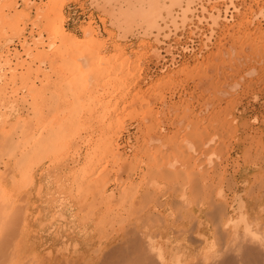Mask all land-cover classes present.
<instances>
[{"label":"rangeland","instance_id":"1","mask_svg":"<svg viewBox=\"0 0 264 264\" xmlns=\"http://www.w3.org/2000/svg\"><path fill=\"white\" fill-rule=\"evenodd\" d=\"M7 1L9 2V0H0V47H2V50L0 48V114H1V116H0V135H1L0 136V142H1V144H0V165H1L0 166V176L3 175V178L0 177V180L5 182V184L3 185V183H1V181H0V186H1L0 190L3 187H5V185L7 186V184L9 183L11 185H8V187H5V188L7 190L9 188H11V190L13 192V193H11V195H12L11 196L12 200H11V198H9L10 197L9 192H11L10 189H9V192H7V193H5L7 191L5 188H3L0 191V194H1V192L3 193V190H4V195H5L3 197H2V194L0 195V197H1L0 203L4 202L3 204L0 205V214H2V212L3 213L5 212V214L0 215V222H1L0 226H2L1 224H4L5 222H6V224L12 225V227H10V225L5 226V224H4L5 229H7V230L6 231H0V238H2L1 235H3L4 239H5V241L3 240L4 246L0 244V247H2V249L4 247L3 253H5V252L9 253V254L4 255V258H5V256L7 257V255H8V257L5 258V259H7V260H5V261H7V264H10L8 262L12 258H13V260H12L13 262L10 261L11 264H15V263L18 264L20 258L21 259H20L19 264H24V262L26 264L27 261L29 264H36L39 262H40L39 264H42L45 262V261H43V260H45V256H46L47 262L51 258V260H50L51 262L50 261L48 262L49 264H52V263L55 264L53 262L54 259L52 257L54 256V258H55L56 255H58V257L56 256L55 260L58 259V262L60 261L59 263H62L63 261H66L68 259H69L68 261H71L74 258L75 260H72V261L77 262L79 264H84L85 259H87V260L89 259V262L87 260H85L87 262V263L85 262V264H89V263L90 264L91 263L92 264H94V263L101 264V262L104 260V258L102 259V255H100V254H103L104 252L107 253L110 251V249H113L115 246H117V243L112 241V236L114 233V232H112V230L113 231L118 230L120 227V229H119L120 230L119 231L120 237L124 238L123 234L121 235V233L124 230L123 229L124 225L122 222L119 223V220L122 221L121 218L123 219V222H124L126 227H129V225L132 224L135 220L136 222H134V223H138V222L141 223L140 225L142 228V222H140L142 219V211L143 210L147 211L149 208L151 210L152 209L154 210V212H153L154 217H155V215H157L155 217V218H157V220H155L156 223H154V226L159 227L160 226L159 224H161V223L157 224V222H159L158 217H161L163 215L169 216V214H171L172 211L169 209L171 206L170 204H172V202L174 201V196L175 197L177 196L175 198L176 201H174V205L176 207H178V212L176 211L177 210L176 207L172 206V208L174 207L173 208L174 210L176 209L174 211L171 208L173 210V212H172L173 215L171 214L173 216V220H174L173 226L177 223L176 219L178 220L179 217H181L182 220L186 219L185 223H184V221H179L181 219L178 220L179 223L176 224V229H178V230L181 229L180 230L181 233L178 232V234H180V235H178V237H176V238H178L179 240L178 239L175 240L174 243H176V241L182 242V236L185 234L184 230H182V229L186 228V225L190 224V221H187V220H189V217H187L186 214L190 215L192 213V210L194 208V203L196 201L194 199L195 197H193V195L191 194L193 192L192 191L193 189L191 186H190L191 188L189 187L190 184L189 185L187 184L188 186L183 185V187H184L183 188V187H181L182 185H179V182L181 180H182L181 184H186V181L188 180V181H191V185H193V184H195L194 181L199 182V179L201 182L202 177H203L204 181L202 183L205 182L206 184L208 183L207 185H210V181H211L212 186H208L207 188H210V187L214 188L216 185L220 184V186L218 188L219 190L217 189V191L215 193L216 195H214L215 199H213V200L216 202L217 199H219L217 202L220 201V204L221 203H223V204L226 203L227 205L230 204V206L228 208L229 216L234 215L235 213L241 212L240 209L238 210V209L234 208L233 204L236 203V197H238V196H241L242 198L245 197V193L247 192V190L250 186L248 187V186L244 185L243 194L242 195L241 194L236 195L235 194V183L233 182L234 185H233V183H230L232 181H230L228 176H227L228 175L227 170H228L229 165H230L229 164L230 152L234 146V139H235V115H234V113L236 110V106H237L238 102L240 101L239 99L241 96L257 95L258 93H262L264 91V62H263L264 61L263 60L264 55L261 54V51H262V53H264V51H263L264 50V32H263V30H264V18H263L264 17V0H256V1L255 0H245V1L244 0H203V1L202 0H179V2L175 3V4H171V0H165V3L169 4L171 9H169V10H168V8L163 9L162 18L161 17H160L161 19L159 18L160 19L159 20V26H158L159 28H155L150 33L149 32L148 33L136 32L135 34L129 35L127 37H123L121 35L119 29L116 28V26L114 24L111 25L112 17H110V15L108 13H105V11L103 10L102 7L95 5V3H93L94 4L93 5L92 4L93 0H71V1L70 0H67V1L63 0L64 2L63 1L60 2L59 0H52V1L48 0L49 2L47 0H34V1L33 0H25V1L24 0H16V1L10 0L9 3ZM22 1H24V2H22ZM243 1H244V3H243ZM257 1H259V2H257ZM11 2H13V3H11ZM51 2H53L55 4L53 5V3H51ZM32 3H33V5H32ZM114 3H115V6H113V4H112L111 7L113 6V8L115 10H120V8H122V6L124 5V4L121 5L123 2L122 3L114 2ZM116 3H118V4H116ZM2 4H4V5H2ZM45 4H47V5H45ZM240 4H242V6ZM25 5H28V6H25ZM50 5L51 6L53 5V6H55V8H58L57 9L58 12H56L57 10L56 11L54 10L55 13L56 14L60 13L62 15V17L65 18V19H62V17H61V26L63 29V30L61 29V32L62 31L63 32L60 33L57 36V38H55L56 40H54L53 48L50 47L49 45H47V42L52 41V40L48 41V39H49V37H48V35H49L48 29L49 28L48 27L51 26L52 21L54 23L56 22V20H57V22H59L58 20H59L61 15L59 16V14L58 15L52 14L50 10H52V12L54 13V11H53L54 7L52 9V7ZM209 6H210V8H209ZM49 8H51V9L49 10ZM14 9H16L17 11H14ZM20 9H21V11H19ZM28 9H29V11H27ZM258 9H259V11H258ZM46 10L50 11V13L47 12ZM59 10H60V12H59ZM166 10H168V11H166ZM244 11H246V12H244ZM25 12H27V13H25ZM44 12H45V14H44ZM47 13H48V15H47ZM41 14L43 16H40ZM45 15H46V18H45ZM101 16H102V18L103 17L105 18L104 20L102 19V21H104V22L101 21V19H100ZM250 16H251V18H250ZM55 17H56V19L54 21L53 18H55ZM37 18L38 19L42 18V19L37 20ZM51 18H52L51 22L48 23V19H51ZM66 18H67V20H66ZM89 20H91V21H89ZM245 20H247V21L245 22ZM106 21H107V23H105ZM18 22H19V24H18ZM235 22H236V24H235ZM45 23H48L49 25L46 26L47 24L45 25ZM237 23H239V25ZM17 25L19 26L18 28H20V27H22V28L18 29ZM85 26L86 27L88 26V28L90 30H91V28L94 27V32H96V33L91 34L88 31L89 30L88 29L87 30L88 36H87V34H85L87 31L86 32L84 31L86 28ZM221 27H223V28H221ZM231 27H233V28H231ZM22 29H23V31H22ZM103 29H105V30H103ZM242 29H244V30H242ZM38 30L40 33L38 32ZM249 30H250V32H248ZM18 31L20 34L18 33ZM110 31H111V33H109ZM257 31L261 34H259ZM66 32H68L69 34L71 33V35L73 37L71 38V35H69L70 37L68 38V40L66 37H62V36H64V33L66 34ZM245 32H247V33H245ZM89 33H90V35H89ZM240 33H241V36H239ZM257 33H258V35H257ZM37 34H39V35H37ZM230 34H232L231 37H230ZM237 34H238V37H237ZM233 35H235V36H233ZM242 35H244V36H242ZM259 35L260 36L262 35V36L260 37ZM32 36L35 39L32 38ZM90 36L92 38L94 37L96 41L98 40L96 42L95 40L92 39L93 41H95L97 43L96 46L91 44V43H93V41L91 43L88 42L89 44H87L88 46H86L85 43L88 40H90L89 39V38H91ZM232 36H233V38H232ZM87 37H88V39H87ZM106 37H107V39H106ZM235 37L237 39H239V41ZM243 37L244 38L248 37V39L247 38L246 39H240ZM254 37L255 38L260 37V38L255 39ZM62 38H63V41L65 40L64 42L61 41ZM74 38H76V39L78 38L77 40H80V44H81V41L84 39L85 42H83L84 40L82 41V44H84V45L78 44V41L76 42L77 43L76 44L74 41ZM98 38H100V39H98ZM36 39H38V40H36ZM58 39H59V41H58ZM72 39H73L74 43L76 44V46L78 45V47H80L79 49L78 48L76 49L74 46V48L72 50V48H71ZM234 39H236V42ZM249 39L251 41L254 40L255 43L250 42ZM101 40H103V41H101ZM145 40H147V41H145ZM216 40H217V42H216ZM241 40L244 41L243 44H242ZM35 41L40 42V43L35 45L34 44V43H36ZM45 42H46V45H45ZM67 42H68V44H67ZM99 42L102 43L100 45L101 47L98 44ZM231 42L233 44H230V45L233 48L230 47V45H229V43H231ZM238 42H240V43H238ZM63 43H66V44H63ZM236 43H238V44L235 45ZM1 44L5 45V46H3ZM57 44L60 46H57ZM137 44H139V45H137ZM246 44H247V46H246ZM64 45H65V48L63 47ZM68 45L70 47L69 49L67 47ZM92 45L94 46V48ZM153 45H154V47H153ZM221 45H223V46H221ZM26 46L27 47L29 46L30 49H29V47L27 49ZM56 46H57V48H56ZM81 46L83 48H86V51L88 50L87 47L90 48L92 46L91 49H89L90 53H88L89 52V50H88L85 56L82 55L83 53H85V51L84 52L82 51V54H81V52H80ZM116 46H118V49ZM241 46L244 50L241 48ZM249 46H250V48L254 46L256 51L254 48L250 49ZM54 47H55V49H54ZM59 47H60V51L63 48L66 50V53H65V50H64V53H62V52L60 53ZM72 47H73V45H72ZM97 47H99V48H97ZM237 47H240V49H242L243 53H241V51H239ZM225 48H227V49H225ZM234 48L236 49L235 50L236 53L234 52ZM40 49H42V50H40ZM94 49L98 50V52L97 51L96 52L101 57V58L98 57L99 58L98 59L96 52L93 53V57H96V60L98 59L97 61L96 60L95 61L97 64H99L98 67L96 66L97 68H99L98 70H100V72H101V73H99V75L96 74V72L98 73V70H97V68L95 70L94 65H92L93 70H92V68H91V70L88 69L91 66V61H93V57L91 55L92 54L91 52H92V50L95 51ZM120 49L122 50L121 52H120ZM253 49H254L255 53H254ZM74 50H75V53L73 52ZM77 50H79V51H77ZM224 50H225V52H224ZM68 51H70V53ZM71 51H72V53H74L73 55H72ZM227 51H228V53H227ZM252 51H253V53H252ZM139 52H141V54ZM217 52L219 55L216 54V56H215V53H217ZM249 52H250V56L252 55L251 57L250 56L248 57ZM13 53L14 54L16 53V54L14 55ZM18 53H19V55H18ZM68 53L71 54L72 57L75 55V57H73V58L71 57L74 61H72L71 58H68V56H70ZM131 53H132V55H131ZM234 53L236 55H234ZM245 53H247V55ZM38 54H40V55H38ZM66 54H68V56ZM87 54H88V56H87ZM237 54H239V55H237ZM243 54L246 56V59H245V56ZM11 55H13V56H11ZM89 55H90V57H89ZM120 55H121V57L126 56L129 61L126 60V57H125V59H123L121 57L119 58L118 56H120ZM136 55H138V56H136ZM213 55L215 57H213ZM227 55H228V57H227ZM233 55H234L235 59H237V57H238V60H235ZM183 56H184V58H183ZM211 56H212V58H211ZM217 56H218L219 60H217ZM219 56H220V58H219ZM262 56H263V59H262ZM5 57H7V58H5ZM34 57H35V60L33 61ZM136 57H138V58H136ZM230 57L231 58L233 57L234 60L232 61ZM84 58L87 61H84ZM105 58H109V59L107 60ZM113 58H115V59L113 60ZM140 58H141V60H140ZM210 58L213 61L212 64L216 65L215 68H214V65H212V64L208 67V65H209L208 63L211 62ZM226 58H227V60H226ZM247 58H249V59H247ZM63 59L65 61H63ZM70 59H71V61H70ZM133 59L135 61L134 64L132 63ZM207 59H209V61ZM115 60H116V62H114ZM120 60H121V62H120ZM138 60H139V62H138ZM223 60H226V61H223ZM20 61H22L23 64H21ZM25 61L27 62V64L29 63V65H27ZM75 61H76V63L77 62L78 63L74 64ZM203 61H204L205 65H204V63L201 64ZM234 61L236 63L240 62V63H238L239 65L236 64ZM243 61H244V63H243ZM66 62H67V64H66ZM94 62H93V64L96 65V63H94ZM117 62L119 63V65L117 64ZM125 62L127 63V65ZM128 62H129V64H128ZM217 62L218 63L220 62L223 65L220 63H219L220 65L219 64L217 65ZM223 62H225V63H223ZM257 62L259 65L257 64ZM89 63H90V65H89ZM100 63H103V64L100 65ZM121 63L124 64V67ZM230 63H231V65H230ZM71 64L73 65V67H71ZM136 64H137V66H136ZM198 64L201 65L200 69L203 67L201 69V71H199ZM77 65H79V68H77ZM140 65H141V67H140ZM66 66L71 67V69H73V70H70V72H69L68 71L69 68H67ZM127 66H128V68H127ZM185 66H187V67H185ZM206 66L208 69L206 68ZM229 66H231V67H229ZM100 67L103 70V72L100 69ZM135 67H136L137 71H136ZM167 67H168V69H167ZM180 67L182 68L181 69L182 73H180V71H179ZM210 67H213V68H210ZM221 67H223V68L221 69ZM237 67H238V69L236 70ZM254 67H255V70H253ZM85 68H87L88 70ZM124 68L126 70L127 69L128 70L126 71V70H124ZM183 68H184V73H183ZM187 68H189V69H187ZM216 68H217V71H215ZM247 68H249V69H247ZM250 68H252V69H250ZM260 68L262 71L260 70ZM106 69H107V71H106ZM177 69H178V71H177ZM224 69L226 72H224ZM76 70H79V71L76 72ZM80 70H82L83 74ZM113 70H115L116 74L114 73ZM188 70H190V72L187 73ZM221 70H222V72H221ZM229 70H231L232 72ZM248 70H250V71L248 72ZM72 71H73V73H72ZM85 71H86V74H85ZM185 71H186V73H185ZM205 71H206V73H205ZM129 72H131L130 74H133V75H130ZM136 72H137V74H136ZM143 72H144V74H143ZM170 72H172V73H170ZM200 72L202 73V76L206 75V77H207V75H209V77H207V78L202 77V80H201V78H199L202 83H200V81L197 79V77H201ZM215 72H216V74H215ZM257 72H258V74L260 73L261 75L258 76ZM87 73L88 74L92 73L93 78H92V75H91V77H90V75L88 77ZM113 73L116 75V78L114 77ZM120 73H123V74H120ZM75 74H77V75H75ZM124 74H125V78H122V76L124 77ZM165 74H167L166 76H169L170 79L167 78L166 76H164ZM222 74H224V75H222ZM236 74H237V77H236ZM254 74H255V76H254ZM74 75H75V77H74ZM158 75H159V77H158ZM232 75H233V77H232ZM242 75H244V76L242 77ZM95 76H96V79H95ZM111 76H113V78H114L113 80H112ZM245 76H246V78H245ZM238 77H240V78H238ZM73 78H75V80ZM119 79H120V82L123 81L122 82L123 88L120 87V86H122V84L119 85L120 84ZM134 79H136V80H134ZM167 79H169V80H167ZM211 79H212V81H211ZM88 80H90V82L91 81L92 82L90 83ZM159 80L164 84H162V83L160 84ZM262 80H263V82H261ZM197 81H198L199 85L197 84ZM234 81H235V84H234ZM129 82H131V84ZM153 82H154V84H153ZM238 82H240V83L238 84ZM157 83H159V84H157ZM86 84H88V85H86ZM118 85H119V87H118ZM149 85H150V87H149ZM154 85H155V87H153ZM193 85L195 87L196 86L197 87L194 88ZM260 85L263 87H261ZM116 86H117V88H116ZM181 86H183V87H181ZM213 86H215V88H216L215 90L218 91V92H216L213 89L215 92V94H214L215 96H212L213 90H211V89L213 88ZM220 86H222V88ZM233 86H235V87H233ZM217 87H218V89H217ZM241 89L243 90L242 92H241ZM209 90H211V91H209ZM225 90H226V92H224ZM208 91L211 92L210 95L208 94L209 93ZM222 92H224V95ZM228 92H229L230 96H229V94H227ZM231 96L234 97L235 100L233 98H231ZM203 100H206V101H203ZM182 101H183V103H182ZM186 101L188 104L190 103L189 106L188 105L186 106ZM207 101L209 102V104ZM231 102L232 103L235 102V103L232 104ZM114 103H116L115 107H114ZM173 103H174V105H173ZM181 103H182V105H179ZM171 105H173V108ZM146 106H148V107L145 108ZM164 106H165V108H164ZM168 106L171 108V110H172L171 112H170V109H168ZM181 106H182V108H181ZM175 107H177V108H175ZM189 107H190V109L193 108L192 111H190ZM225 108L227 110L224 111ZM145 109H147V110H145ZM176 109L179 112L176 111ZM204 109H205V111H204ZM218 109H220L219 112H218ZM143 110L145 112L147 111V113L143 114V117H145V120L147 123L146 125H145V121L143 120L144 118H141ZM163 110H164V113H163ZM67 111H69V114H67ZM71 111L74 113V115H76L75 112L78 113L76 115L77 117L75 116V118H74L73 113L70 114ZM208 111H209V113H208ZM226 111H228V113H227L228 115L225 113ZM148 112H150L152 114L151 115L152 117L149 116L150 113L148 114ZM175 112L177 114H175ZM191 112L193 115L191 114ZM197 113H199V114H197ZM207 113L209 115H210V113H212L213 115L215 114L216 117H215V115L213 117V115L211 114L210 116H212V117L210 118V116ZM2 114H4V115H2ZM27 114H28V116H27ZM155 114H156V116H155ZM33 115H35V117H32ZM153 116H155L157 119L159 118L158 119L159 121L157 119H155V117H153ZM186 116L188 119H190L188 122H187L188 119L186 118ZM223 116H224V119H223ZM66 117H68V118H66ZM70 117H73V118L70 119ZM184 117L187 120L184 119ZM193 117L194 118L196 117L195 118L196 120ZM29 118H30V120H29ZM38 118H39V120H38ZM76 118H77V121H76ZM206 118H207V120H208V118H210L211 123H209L210 121H207V120L205 121ZM216 118L219 121L215 120ZM60 119L63 123L60 121ZM68 119H70L71 122L68 121ZM162 119H163V121H162ZM191 119L192 120L194 119L192 123H191ZM40 120H41V122H40ZM72 120H73V122H72ZM177 120L179 121V124H178ZM182 120H183V122H182ZM212 120H215V121L213 122ZM15 121H16V124H15ZM27 121H29V122H27ZM169 121H171V123ZM220 121H222L223 124L221 122V125H220ZM153 122H154V124H153ZM9 123H11V125ZM150 123L153 124V127H152V129L151 128L147 129L146 128L147 125H148V128L151 127ZM215 123L218 125V128H217ZM14 124H15V126H14ZM57 124H58V126H57ZM191 124H193V125L191 126ZM203 124H205V125L208 124V125H206V128H205L203 126ZM214 124H215V127L212 126ZM28 125H30V127H27ZM34 125H35V127H34ZM184 125L187 126V128L186 127L182 128ZM222 125H223V127H222ZM227 125H229V127ZM17 126H18V128H17ZM19 126L20 127L23 126L22 130L26 129L24 131L25 132L24 135H23L24 132H22V130H21V128H19ZM31 126H32V128H31ZM42 126H43V130L41 128ZM193 126H195V127L193 128ZM9 127H11V128H9ZM190 127H191V129L189 130L188 128H190ZM221 127L225 128V132L228 131L229 129L231 130V132L229 130L228 132H226L227 135H225L224 129L221 130ZM1 128H2L3 132H1ZM57 128H58V130H60V131L62 130V131H61V133L59 132L60 135L56 139V137L58 136V134L56 132ZM155 128H156V130H155ZM195 128H196V130H195ZM51 130H52V132H54L53 134L51 133ZM181 130H182V132H181ZM187 130H189L188 131L189 133L187 132ZM193 130H195L197 137H196V134H194ZM177 131H178V133H177ZM198 131H200V132H198ZM232 131H234V132L232 133ZM6 132H8V133H6ZM13 132H14V134H13ZM20 132L22 133V135ZM190 132H193V133L190 134ZM204 132L206 133L208 140L211 142V145L208 143L209 141H206L207 139L205 138L206 136L204 135ZM229 132L232 133L231 136H229L230 135ZM45 133H47L48 136ZM55 133L57 134V136L53 137L55 135ZM174 133H177V134H174ZM199 133H200V136L203 135V137L200 138ZM7 134H9V136ZM27 134H28V136L26 137L25 135H27ZM30 134H32L33 137L35 135V138H33V140L28 139L30 137L29 136ZM107 134H109V136ZM155 134H157V135H155ZM192 134H194L193 137H191ZM154 135H155V137L157 136L156 140H153ZM175 135H176V137H175ZM212 135H213V137H212ZM4 136L6 139H4ZM7 136H8V140H7ZM17 136H18V138H17ZM41 136L43 138H41ZM208 136L212 137V139L209 138ZM45 137H47V138H45ZM12 138H13V142L11 141ZM19 138L20 139L22 138L21 141ZM25 138H26V140H25ZM197 138H199L200 140L206 139V140H204V142H206L207 145H204L205 143H202V141H197L198 143H201L202 145H200L199 148H198V146H195V144H193V143H195ZM219 138H221L222 140ZM38 139H43L45 142L44 141L40 142ZM47 139L52 141L53 146H52V144H50L49 147L47 146V144H46ZM52 139H55V141L53 142ZM151 139H152V141H151ZM193 139H195V140L192 143L191 141ZM2 140H4V141L2 142ZM22 140H23V143H22ZM56 140H57V142H56ZM98 140H100V141H98ZM108 140L110 141V143H108L109 142ZM166 140H171V143L174 142L173 144L175 145V148L171 149L170 141L166 142ZM212 140L213 141L215 140L214 144H212L213 143ZM220 140L221 141L224 140L223 143H220ZM227 140H230V142ZM15 141H16V143H15ZM30 141H31V143H30ZM34 141H35L36 145H37L38 141L40 143H42V144L39 143L40 145L38 144V146H36L37 149L34 147L36 150L33 148V146H35V144H33ZM114 141L116 143L119 142V144H116ZM4 142H5L6 146L3 145ZM28 142L30 145V149H31V147H32V149H34V151L33 150H31V151L33 153L35 152V154L30 153V151H29L28 154H30V156L32 154L31 159L30 160L26 159L27 161L25 160L26 161L25 164L28 163L29 165H24L23 164L24 159L21 158L22 160L21 159L18 160L21 162H20V166L18 165L19 168H17V164H16L17 160H14L15 159L14 156H16L17 158L18 157L20 158V156H19L20 154L25 155L27 152V151L25 152V150L27 148H29ZM49 142H48V144H49ZM105 142L107 144L105 146L107 151L106 150L104 151L105 147H104V145H102L103 143L105 144ZM111 142H113L114 144L112 143V145H111ZM154 142L155 143L157 142L156 146H154V144H155ZM227 142H229V144ZM24 143L26 145H24ZM146 143L147 144L149 143L148 144L149 146L146 145ZM184 143L187 144L186 150L184 149V146H186V144H184ZM56 144H57V146H56ZM98 144L101 147V149L99 151H98V149L100 147L98 146ZM115 144L120 145V146H116ZM173 144H172V148L174 147ZM215 144H216V146H215ZM227 144H228V146H227ZM19 145H20V147H19ZM23 145H24V147H23ZM191 145L195 146L194 149L191 147ZM209 145H210V147L211 146L215 147V149H217L219 147L220 154L218 153L219 150H217V152H215L213 147H212V150H210L212 152H210V151L205 152V150H208ZM224 145L227 146V154H228L227 157H225L226 156V151H225L226 146L224 147ZM2 146H3V148H2ZM40 146H42V148H40ZM102 146H103V148H102ZM111 146L113 147V150H114L113 152H112ZM161 146L163 147V149ZM177 146L179 147L178 149H177ZM4 147H5V149L6 148H8V149H6L7 152L4 151L5 153L3 154L2 149H4ZM116 147H117V149H116ZM149 147L152 150L151 152L149 150L150 153L147 150V149H149ZM154 148H155V150H154ZM158 148H160V150L165 149L163 151V153L165 151H167V152L169 151L170 153L172 152V150H173V152L175 151L174 153H177L178 158H176L177 156L176 157L174 156L173 157V163H176V162H174V159H176V161H178V159H179V160H181L179 162L183 163L182 169L184 171H186V169L189 168L187 172H183L182 169L179 170L180 175L176 174V176L178 175L177 177H179L178 178L179 180L174 175V172L175 173L178 172V169L181 168L180 163L179 164L176 163V165L178 164L180 168H177L176 171L174 169L173 170L174 172L172 171L174 176L171 173L169 175H172V178H170L169 176H168L169 180L167 178H165L166 176H164V175H165V173H167V172H165V170L168 171V170H171V168H174V167L167 166V164L170 162V160L172 159V156L174 154L171 153V156H170L171 158H170V160H168V157H167L168 153L165 152L164 160H162V158L160 159L159 157H157V154H159V153L156 154V150ZM202 148H204V151L202 150ZM222 148H223V150H221ZM14 149H15V151H14ZM18 149H19V151H18ZM30 149H27V150H30ZM180 149H181V151H178ZM188 149H190V150L188 151ZM102 150L104 151V154H103ZM115 150L116 151L120 150L121 154L119 152V155H118L117 152L115 153ZM144 150L147 152H145ZM160 150L158 149V151H160ZM8 151L10 152V154H12L13 152L16 154L15 155L12 154V155H10L11 157H9ZM153 151L155 153H153ZM183 151H185V152H183ZM194 151H196V152H194ZM221 151L223 154H221ZM224 151H225V153H224ZM182 152H183V154H182ZM190 152H191V154L193 152L192 156H191ZM42 153H43L44 157L40 158V156H42ZM46 153H48V154L46 155ZM82 153H83V155H82ZM160 153H162V151ZM178 153H179V155H178ZM206 153H207V155H206ZM5 154H6V156H5ZM112 154H113V156H112ZM144 154H145V156H144ZM151 154H153V155L155 154L154 157H156V158L154 160H157L158 164L160 163L161 165L162 164L165 165L163 167L164 170L160 169L161 165H158V168L160 170L157 171L158 169L156 170V167H155L156 163L153 161V163L151 164V160H148V157L146 159V156H149V155H150L149 157L152 159ZM208 154H212V155L208 156ZM102 155H104V158L103 157H102V159L99 158V156L101 157ZM105 155H106V157H105ZM216 155H217V157L215 158L214 156H216ZM30 156L29 157L26 156V157L30 158ZM38 156H39L40 160H39ZM85 156H86V158H85ZM160 156H163V154H161ZM194 156H196V157H194ZM197 156H198V158H197ZM22 157H24V156L22 155ZM92 157H93V159H92ZM220 157H221V159H220ZM188 158L190 160L188 162V164H190L189 166L185 162V160L188 161ZM191 158H195V160L191 159ZM214 158H215V160H214ZM97 159L100 160L99 161L100 164H99V162L97 163ZM145 159L147 160V162ZM210 159H212V161ZM32 160L34 162H32ZM92 160H94V161L96 160V161L91 162ZM101 160H104V161H101ZM209 160L212 162V164H211V162H208ZM9 161H10V164H9ZM203 161L206 162L205 163L206 165L204 164ZM13 162L15 163L16 169H13L14 168ZM69 162H70V164H69ZM78 162H79V164H78ZM148 162L151 164V165H148L149 168H147V166H146L147 164H149ZM3 163H4V165H3ZM87 163H88V167H87ZM21 164L24 165V166L22 165L24 168L21 166ZM142 164H143V166H142ZM101 165H102V168H99V167H101ZM186 165L188 166V168ZM213 165L215 166V168H213L214 167ZM105 166L108 169H106ZM118 166L120 169L117 168ZM206 166H207V169L209 172L206 171L207 170L206 169L205 170L206 173L203 172V175L206 178L208 177L207 179L204 176H201V174H200V173H202V168L204 170ZM9 167H10V169H9ZM111 167L114 168V170ZM121 167H123V169ZM30 168H32V169L30 170ZM150 168H152V169L154 168L153 170H156V172L152 173V170L150 171ZM175 168H176V166H175ZM17 169H18V172H19V169H21V171L23 170L20 173V175L21 174H22V176L24 175L25 178H22L24 180V183H23V180L21 179L19 173L16 171ZM98 170H100L102 172L104 171V173H106V175L108 174V176H106L104 173L102 174L103 177L104 176L106 177V178L104 177V179L108 181V182L106 181V183H107L106 184L105 181H103V179H102V181H103L102 187L99 184L100 181H99V183H96L100 179V178L99 179L97 178V177H99L98 176ZM117 170L122 171V173L120 174V172ZM5 171H6V173H5ZM14 171H16V172L14 173ZM146 171H147V173H146ZM198 171H201V172L199 173ZM102 172H99L100 176H101ZM144 172H145V174H143ZM149 172H151V173L149 174ZM193 172L195 173L194 175H193ZM207 172H208V174H207ZM9 173H10V175H8ZM86 173L92 177L86 175ZM118 173L120 174V177H117ZM159 173L162 174V176L159 175ZM225 173H226V175H225ZM13 174H15V176ZM197 174H198V176H197ZM74 175H75V177H74ZM76 175L79 179L76 177ZM93 175L96 177L94 178ZM129 175L131 176V178ZM218 175L219 176L221 175L222 181L220 179H218V178H220ZM200 176H201V178H199ZM18 177H19L20 181L22 180V182H19ZM162 177L165 179H163ZM196 177L199 179L196 180ZM10 178H11L12 182H14V185H13V183H10L11 182ZM16 178H17V183H16ZM85 178L89 182H87V180H85ZM173 178H176L175 181H172ZM194 178H195V180H194ZM225 178H226V180H225ZM227 178H228V181H227ZM14 179H15V181H14ZM28 179H29V182H27ZM170 179H172V180H170ZM81 180H82L83 184H82ZM92 180L95 182V184ZM143 180H145V181H143ZM215 180L216 181L220 180L221 183L217 181L218 182V184H217V182L215 183ZM165 181H166V183H165ZM84 182H86V184ZM90 182H91V185H90ZM130 182H132V183H130ZM148 182L150 183L149 185H148ZM158 182H160V183H158ZM168 182H170V183H168ZM198 182L196 184H201L200 182L199 183ZM228 182L230 183L228 187H231V185H232L231 190L228 189V187L226 185V183L228 184ZM18 183L20 185L23 184L19 188L20 189V190H18L19 192L16 191L17 190L16 186ZM80 184H81V186H80ZM87 184H89V186ZM97 184H99L98 187H97ZM142 184L143 185L145 184V185L142 187ZM146 184H147V186H146ZM152 184H153V186H152ZM169 184H171V185H169ZM77 185H78V187H77ZM121 185L122 186L124 185V187L121 188L122 187ZM82 186H84V187H82ZM103 186H104V188H103ZM150 186H152V187H150ZM168 186H170L169 188H171V190H169L167 188ZM175 186H176V189L179 188V190L178 189L176 190L175 188L172 189ZM87 187H89L88 190H87ZM91 187L93 188V190H96V191H93V193H92ZM153 187L155 188V190L151 189ZM165 187L168 190H166ZM188 187L190 188V191H192L191 193H190L189 189H187ZM233 187H234V189H233ZM79 188H80L81 193L79 192ZM98 188H100L103 193H101V190H98ZM124 188L126 189V191ZM139 188L141 191L137 190ZM212 188H210V189H212ZM222 188H223V190H222ZM76 189H78V191ZM123 189H124V191H123ZM133 189H136V190H133ZM182 189L183 190L186 189L185 195L187 193L186 197L190 198V199H188L189 201L187 200V202L184 201L181 197V196H183V194L181 192V191H183ZM210 189L208 191H210ZM14 190L17 192L15 194V196L13 195L15 193ZM132 190L134 191L133 192L134 195H132V197H131ZM143 190H150L149 191L150 192L149 193L150 198L148 199V201L150 200L152 203L149 201L148 202L149 205L146 204V208L142 209V204L144 205L147 201H145V202L143 201L144 203H142V204H141V202H142V200H146L147 199L146 195H148L147 192H146L147 194L143 195V193H145V192H143ZM175 190H176V194H175ZM151 191L152 192L156 191V195L159 194L157 196L158 197L157 200L158 201L161 200V202L156 203L157 202L156 197H155L156 195H155V193H151ZM158 191H159V193H158ZM170 191H171V193H173V194H171V197H169ZM222 191H223V193H222ZM232 191L234 192V195H233ZM99 192H100V195H99ZM120 192L121 193L123 192L125 194V196L127 195V197H126L127 199L125 200V202H120V201H122V198L120 199L119 195H123V193L120 194ZM166 192H168V193H166ZM97 193H98V195H97ZM229 193H230V195H229ZM163 194H164V196H163ZM112 195H114V197ZM232 195H233V197H232L233 201H232V199H229V197ZM100 196H102V197H100ZM106 196H107V199H106ZM151 196H152V199H151ZM217 196H218V198H217ZM70 197H71V199H70ZM94 197H96V198H94ZM123 197H124V195H123ZM130 197H131V199H130ZM207 197H209V196L207 195ZM247 197H249V194ZM6 198L8 199V201H6L7 200ZM128 198L130 199V201H127ZM169 198H170V200L166 201ZM172 198H173V200H172ZM179 198L181 201H179ZM192 198H193V200H192ZM68 199H69V202H71L72 204L71 203L69 204V202H68L66 205V202L68 201ZM99 199L102 200V201H100V203L98 201ZM117 199L120 202V204H118L119 202L117 201ZM124 199H125V197H124ZM225 199H226V201H225ZM91 200L92 201L94 200V202L91 203ZM104 200H106V202ZM111 200H112V202L109 203L108 201H111ZM115 200H116V203H115ZM152 200H155V201H152ZM230 200H231V202H230ZM14 201H15V203H13ZM88 201H90L91 205L89 204ZM164 201H166L165 204H164ZM170 201H172V202L170 203ZM6 202H9L8 204L11 203L10 206L8 204H6ZM73 202H75V203H73ZM135 202H137V203H135ZM179 202L180 203L182 202V204L184 202L185 205L184 204H183L184 206L179 205ZM189 202H190V204H189ZM207 202H209V200H206V203ZM122 203H124V205ZM128 203H129V205H131L130 208L128 207ZM162 203L164 204V207H163ZM168 203H170V204L168 205ZM35 204H36V206H35ZM104 204H106V206ZM116 204H117V206H116ZM151 204L153 205L152 207H151ZM155 204H156V207L154 206ZM186 204H187V207H186ZM60 205L62 206V208H64V211L67 209V211H65L66 215L64 217L59 215V211L61 209ZM68 205L70 207H72L73 209L69 208ZM2 206H3V208H2ZM7 206H9V207H7ZM11 206H13V208H14V206L19 207L18 210L16 208H14V209H16L15 214L18 215V218H16L17 215L13 216L14 213L11 215L12 218H14V219L16 218L15 222L18 219L16 226L12 224L14 222H12L13 219L10 216V213L13 210V208L11 209ZM82 206H83V208H82ZM107 206H108V208L106 209ZM114 206H115V208H114ZM136 206H137V208H136ZM133 207H134V210H133ZM6 208H7V211H9V212H7V215H6ZM8 208H9V210H8ZM80 208H81V210H80ZM93 208H95V209H93ZM138 208H139L140 212H137ZM70 209H71V211L73 210V212H71ZM84 209H86V210H84ZM109 209L110 210L112 209L113 211L112 210L110 211ZM159 209H161L162 211ZM100 210L102 212L105 211L104 212L105 217H104V215L102 217V215H101L102 212H100ZM124 210H125V212H124ZM179 210H180V215H179ZM248 210H249V206L247 207V209H244V212H246V211L248 212ZM87 211L88 212L90 211L91 213L89 212V214H87ZM107 211H109L108 214H107ZM159 211H161L162 213ZM166 211H168V212H166ZM19 212H20L21 216H20ZM135 212L138 213L137 214L138 218H137V215ZM72 213L74 214V216H72ZM156 213H159V215ZM174 213H176L177 216ZM215 213H217V212H214V214ZM231 213H233V214H231ZM67 214H69V215H67ZM79 214L82 218L79 216ZM97 214H98V216H97ZM259 214H264V211H262V212L260 211ZM88 215H90V216H88ZM111 215H112V217H111ZM117 215H118V218H117ZM125 215L128 219H130V221L125 217ZM139 215H140V217H139ZM5 216H7V218ZM8 216H9V218H8ZM83 216H85L84 219L86 217L87 218L85 220H83V222L81 221L83 223V227H82V225H80V223H81L80 220L83 219ZM120 216H122V217L119 218ZM72 217L74 219L75 218L76 219L73 220ZM133 217H134V219H133ZM66 218H67V220H66ZM77 218L79 221L77 220ZM116 218H117L118 223L120 225L117 224ZM152 218H153V216H152ZM155 218H153V219H155ZM258 218H259L258 229H260L259 231H262V230H264V226H263L264 225V219H263L264 216H260ZM1 219H2V221H1ZM3 220H4V223H3ZM70 220H72L73 222L71 223ZM76 220H77V222H75ZM88 220H89V222H88ZM127 220L130 222V224ZM10 221L12 223H10ZM62 221L63 222L66 221V222L62 223ZM106 221H108V222H106ZM125 221H126V223L127 222L128 223L126 224ZM19 222H20V224H18ZM57 222L59 224H57ZM98 222H100V223H98ZM152 222H154V220ZM209 222L211 223V220H209ZM50 223H51V225H50ZM54 223H55V225H54ZM84 223H86L85 227H84ZM88 223H90V224L88 225ZM95 223L97 224L96 227L94 225ZM260 223L263 225H261ZM65 224H66V226H65ZM68 224H69V227H68ZM71 224H73V228L76 231L72 228ZM116 224H117V227H116L117 229H115ZM86 225L88 226V229H86L87 228ZM58 226L59 227L62 226V227L59 228ZM79 226H80V228L78 229ZM9 227L11 228V230L8 229ZM14 227H15V229L16 228L17 229L14 230ZM81 227L83 228V230H81L82 229ZM98 227H99V230L97 229ZM111 227H113V228L111 229ZM212 227H213V225H212ZM105 228L107 229V231ZM129 228H131V226ZM261 228H262V230H261ZM57 229L61 230V232L58 231ZM100 229H102V230H100ZM72 230H74L77 233L80 232L79 235L77 234L78 238L76 237L77 235ZM85 230H91L93 232V235L89 236V238H88L86 235H84ZM63 231H64V234H62ZM67 231H69L68 234H67ZM96 231L97 232L100 231V234L98 232V234L95 235L97 233ZM103 231H105V232L102 234ZM49 233H52V234H49ZM53 233H55V234L57 233V235L59 234V236H56ZM72 234H73V237H72ZM81 234H83V236H86L87 239H82L83 236ZM104 234L105 235L107 234L106 240H102V239H105V237H106ZM110 234H112V235H110ZM5 235L6 236L10 235L8 239L11 241V243H10V241H8L7 237L5 238ZM74 235H75V238H74ZM101 235H103L105 237L103 238ZM128 235L131 238L133 236H135L132 233L128 234ZM136 235H138V234H136ZM79 236H80V238H79ZM81 236H82V238H81ZM96 236L99 238L101 237L100 241H99V238H97ZM129 236H128V238L130 239ZM11 237H13V238H11ZM67 237H68V239H67ZM90 237L93 240H90ZM30 238L32 239L31 240L32 243L30 242ZM26 239H27V242H25ZM88 239L91 242H88ZM34 240H36V241H34ZM80 240H81V242H80ZM82 240H83V243H82ZM40 241H41V244L39 245ZM56 241H58V242H56ZM95 241H96V244H95ZM106 241L109 243V245H108L109 248H108V246L104 247V244L107 243ZM128 241L125 243L127 244ZM23 242H24V244H23ZM47 242H50L52 244L47 243ZM72 242L74 243V245ZM1 243H2V241H1ZM54 243H55V245L58 244V245H56L58 247H56L54 245ZM89 243H91V245ZM7 244H8V246H7ZM66 244H68L69 247ZM24 246H27V248H25ZM80 246H81V248H80ZM84 246H85V249H83ZM98 246H99V248H98ZM112 246H114V247L112 248ZM30 247H31V249H30ZM65 247H68V248L65 249ZM92 247H93V249H91ZM5 248L7 249V251ZM74 248L77 250L76 253H74L76 251V250H74ZM79 248L82 249L83 251L80 250ZM106 248L109 250H107ZM2 249H0V255L3 254L1 252ZM28 249H29V252L27 253ZM104 249L106 251H104ZM51 250H53V252L54 251L55 252L52 253ZM68 250L69 251L71 250L72 252L71 251L69 252ZM85 250L89 253L90 256L86 253ZM102 250L104 252H102ZM62 251H64V254L66 255L67 258L65 257V255L63 254ZM92 251H94V252H92ZM95 251H96V253H95ZM128 251H130V250H128ZM25 252L29 255L27 256L26 254H24ZM18 253H19V256H18ZM68 253H70V255H68ZM92 253L95 255H93ZM54 254H56V255H54ZM73 254H74V257H73ZM10 255H11V258H10ZM23 255H25V256H23ZM99 255H100V258H99ZM59 256H61V257H59ZM76 256H78V257L75 258ZM87 256H88V258H87ZM22 257L24 259L23 260L24 262H22ZM24 257L27 259V261ZM83 257H84V259H83ZM91 257L93 259H95L96 261L94 262V260ZM4 258L2 256L0 261H2ZM15 258L16 259L18 258V261H16ZM30 259H32V260L30 261ZM100 259H101V261H100ZM14 260H15V262H14ZM61 260H62V262H61ZM105 260H109V258L108 259L106 258ZM134 260L136 261L135 262L136 264H139L140 262H142V259L140 261V258L138 259L140 262L137 261V258ZM41 261H42V263H41ZM47 262H45V264ZM55 262H57V260ZM0 263L5 264V262H0ZM133 263H134V261H133Z\"/></svg>","mask_w":264,"mask_h":264},{"label":"bare ground","instance_id":"2","mask_svg":"<svg viewBox=\"0 0 264 264\" xmlns=\"http://www.w3.org/2000/svg\"><path fill=\"white\" fill-rule=\"evenodd\" d=\"M16 1V0H15ZM25 1V0H24ZM24 1H22V2H24ZM34 1V0H33ZM48 1V0H47ZM52 1V0H51ZM60 2L61 1H63V0H59ZM58 1V2H59ZM67 1V0H66ZM71 1V0H70ZM203 1V0H202ZM245 1V0H244ZM244 1H243V3H244ZM256 1V0H255ZM8 2V1H7ZM9 2H10V0H9ZM8 2V3H9ZM42 2V1H41ZM49 2V1H48ZM64 2V1H63ZM114 2H120V3H122L121 5H123L122 6V8H120V10H115L114 8H113V6H115V3ZM179 2V0H171V4H175V3H178ZM257 2H259V1H257ZM11 3H13V2H11ZM10 3V4H11ZM51 3H53V2H51ZM93 3H95V5H97V6H99V7H102L103 8V10L105 11V13H108L109 15H110V17H112V23H111V25L112 24H114L115 26H116V28H118L119 29V31H120V33H121V35L123 36V37H127V36H129V35H132V34H135L136 32H144V33H150V32H152L155 28H159L158 26H159V20L162 18V11H163V9H167L168 8V10L169 9H171L170 8V6H169V4H167V3H165V0H93V2H92V4ZM252 3V2H251ZM5 4V3H4ZM4 4H2V5H4ZM55 3H53V5H54ZM61 4V3H60ZM64 4V3H63ZM113 4V6L111 7V5ZM116 4H118V3H116ZM206 4V3H205ZM211 4V3H210ZM213 4V3H212ZM250 4V3H249ZM7 5V4H6ZM32 5H33V3H32ZM31 5V6H32ZM44 5V4H43ZM45 5H47V4H45ZM51 6L52 7V9H53V7H54V9H53V11L55 10H57L58 8H55V6ZM65 5V4H64ZM94 5V4H93ZM224 5V4H223ZM241 6H242V4H240ZM10 6V5H9ZM25 6H28V5H25ZM30 6V5H29ZM89 6V5H88ZM257 6V5H256ZM2 7V6H1ZM46 7V6H45ZM80 7V6H79ZM236 7V6H235ZM246 7V6H245ZM250 7V6H249ZM252 7V6H251ZM261 7V6H260ZM27 8V7H26ZM44 8V7H43ZM48 8V7H47ZM62 8V7H61ZM209 8H210V6H209ZM208 8V9H209ZM37 9V8H36ZM51 8H49V10H50ZM250 9V8H249ZM252 9V8H251ZM168 10H166V11H168ZM14 11H17L16 9H14ZM19 11H21V9L19 10ZM26 11V10H25ZM27 11H29V9L27 10ZM35 11V10H34ZM47 11V10H46ZM51 11V13L52 14H55V15H58L59 14V16L61 15L60 13H58V14H56L55 13V11H54V13L52 12V10H50ZM50 11H47V12H49L50 13ZM69 11V10H68ZM96 11V10H95ZM251 11V10H250ZM258 11H259V9H258ZM31 12V11H30ZM56 12H58V10L56 11ZM59 12H60V10H59ZM244 12H246V11H244ZM25 13H27V12H25ZM80 13V12H79ZM200 13V12H199ZM44 14H45V12H44ZM174 14V13H173ZM245 14V13H244ZM247 14V13H246ZM47 15H48V13H47ZM107 15V14H106ZM205 15V14H204ZM233 15V14H232ZM263 15V14H262ZM40 16H43L42 14L40 15ZM68 16V15H67ZM254 16V15H253ZM48 17V16H47ZM54 17V16H53ZM61 17H62V15L60 16V18H59V22H57V20H56V22L54 23L53 21H52V23H51V28L50 27H48L49 29V35H48V37H49V39H48V41L49 40H52V41H50V42H47V45H49L50 47H52L53 48V43H54V40H56L55 38H57V36L60 34V33H62L61 32V29H62V26H61ZM66 17V16H65ZM161 17V18H160ZM240 17V16H239ZM45 18H46V15H45ZM49 18V17H48ZM160 18V19H159ZM242 18V17H241ZM250 18H251V16H250ZM258 18V17H257ZM261 18V17H260ZM264 18V17H263ZM40 19H42V18H40ZM40 19H38L37 18V20H40ZM55 19H56V17L55 18H53V20L55 21ZM62 19H65V18H63L62 17ZM100 19H101V21H102V19L104 20L105 18L103 17L102 18V16L100 17ZM99 19V20H100ZM184 19V18H183ZM46 20V19H45ZM51 20H52V18L51 19H48V23H50L51 22ZM66 20H67V18H66ZM65 20V21H66ZM107 20V19H106ZM185 20V19H184ZM241 20V19H240ZM35 21V20H34ZM89 21H91V20H89ZM110 21V22H111ZM183 21V20H182ZM247 20H245V22H246ZM39 22V21H38ZM88 22V21H87ZM102 22H104V21H102ZM237 22V21H236ZM236 22H235V24H236ZM241 22V21H240ZM37 23V22H36ZM40 23V22H39ZM48 23H45V25L46 26H48L49 24ZM65 23V22H64ZM90 23V22H89ZM105 23H107V21L105 22ZM168 23V22H167ZM233 23V22H232ZM242 23V22H241ZM18 24H19V22H18ZM234 24V23H233ZM238 25H239V23H237ZM243 24V23H242ZM249 24V23H248ZM84 25V24H83ZM98 25V24H97ZM103 25V24H102ZM229 25V24H228ZM231 25V24H230ZM258 25V24H257ZM44 26V25H43ZM45 26V27H46ZM78 26V25H77ZM82 26V25H81ZM89 26V25H88ZM88 26L85 28V32L89 29L88 28ZM114 26V27H115ZM224 26V25H223ZM232 26V25H231ZM19 26L17 25V28H18ZM44 27V28H45ZM91 27V26H90ZM103 27V26H102ZM227 27V26H226ZM238 27V26H237ZM242 27V26H241ZM244 27V26H243ZM257 27V26H256ZM22 27H20V28H18V29H21ZM33 28V27H32ZM43 28V29H44ZM81 28V27H80ZM84 28V27H83ZM221 28H223V27H221ZM231 28H233V27H231ZM17 29V30H18ZM27 29V28H26ZM42 29V30H43ZM93 29V30H92ZM260 29V28H259ZM32 30V29H31ZM40 30V29H39ZM39 30H38V32H39ZM63 30V29H62ZM103 30H105V29H103ZM192 30V29H191ZM199 30V29H198ZM240 30V29H239ZM242 30H244V29H242ZM257 30V29H256ZM21 31V30H20ZM22 31H23V29H22ZM91 34L92 33H96V32H94V27L93 28H91V30L89 29L88 30ZM88 31L85 33V34H87L88 33ZM93 31V32H92ZM260 31V30H259ZM31 32V31H30ZM37 32V31H36ZM42 32V31H41ZM69 32V31H68ZM68 32H66V34L64 33V36H62V37H66L67 38V40H68V38L70 37L69 35H71V33L69 34ZM98 32V31H97ZM114 32V31H113ZM112 32V33H113ZM116 32V31H115ZM189 32V31H188ZM203 32V31H202ZM233 32V31H232ZM231 32V33H232ZM237 32V31H236ZM239 32V31H238ZM248 32H250V30L248 31ZM258 32V31H257ZM263 32H264V30H263ZM18 33H19V31H18ZM32 33V32H31ZM40 33V32H39ZM45 33V32H44ZM90 33H89V35H90ZM109 33H111V31L109 32ZM117 33V32H116ZM243 33V32H242ZM245 33H247V32H245ZM244 33V34H245ZM256 33V32H255ZM254 33V34H255ZM259 33V32H258ZM258 33H257V35H258ZM20 34V33H19ZM114 34V33H113ZM112 34V35H113ZM164 34V33H163ZM249 34V33H248ZM259 34H261V33H259ZM37 35H39V34H37ZM66 35V36H65ZM108 35V34H107ZM110 35V34H109ZM224 35V34H223ZM231 35L232 34H230V37H231ZM247 35V34H246ZM245 35V36H246ZM251 35V34H250ZM21 36V35H20ZM41 36V35H40ZM47 36V35H46ZM45 36V37H46ZM68 36V37H67ZM85 36V35H84ZM87 36H88V34H87ZM92 36V35H91ZM90 36V37H91ZM121 36V37H122ZM153 36V35H152ZM225 36V35H224ZM233 36H235V35H233ZM233 36H232V38H233ZM239 36H241V33H240V35ZM242 36H244V35H242ZM260 36V35H259ZM262 36V35H261ZM260 36V37H261ZM39 37V36H38ZM73 36L71 35V38H72ZM122 37V38H123ZM168 37V36H167ZM191 37V36H190ZM219 37V36H218ZM237 37H238V34H237ZM249 37V36H248ZM248 37H246L247 39H248ZM253 37V36H252ZM256 37V36H255ZM254 37V38H255ZM260 37H258V38H260ZM32 38H34L33 36H32ZM47 38V37H46ZM130 38V37H129ZM142 38V37H141ZM224 38V37H223ZM229 38V37H228ZM236 38V37H235ZM246 38H240V39H246ZM251 38V37H250ZM258 38H255V39H258ZM25 39V38H24ZM35 39V38H34ZM65 39V38H64ZM78 39V38H77ZM76 38H74V41H75V43L78 41V44H80V40H77ZM87 39H88V37H87ZM90 40H88L85 44H86V46H88L87 44H89V43H91L93 40H95V38L93 37H91V38H89ZM93 39V40H92ZM97 39V38H96ZM98 39H100V38H98ZM106 39H107V37H106ZM140 39V38H139ZM222 39V38H221ZM220 39V40H221ZM237 39V38H236ZM236 39H234L235 40V42H236ZM262 39V38H261ZM36 40H38V39H36ZM61 40V39H60ZM70 40V39H69ZM82 40V39H81ZM84 40V39H83ZM82 40V41H83ZM219 40V41H220ZM227 40V39H226ZM238 41H239V39H237ZM250 40V39H249ZM27 41V40H26ZM58 41H59V39H58ZM61 41H63V38H62V40ZM65 41V40H64ZM63 41V42H64ZM74 41H73V39H72V42H71V48H72V50H73V48H74V46H75V48L77 49H79L80 47H78V45L76 46V44L74 43ZM82 41H81V44L80 45H84V44H82ZM96 41V40H95ZM93 41V43H91V44H93V45H95L96 46V42L98 41ZM101 41H103V40H101ZM118 41V40H117ZM125 41V40H124ZM127 41V40H126ZM137 41V40H136ZM145 41H147V40H145ZM150 41V40H149ZM218 41V42H219ZM242 41V40H241ZM23 42V41H22ZM32 42V41H31ZM34 42V41H33ZM36 42V41H35ZM69 42V43H70ZM83 42H85V40L83 41ZM89 42V43H88ZM105 42V41H104ZM140 42V41H139ZM142 42V41H141ZM216 42H217V40H216ZM225 42V41H224ZM234 42V41H233ZM234 42V43H235ZM243 42L244 41H242V44H243ZM250 42H254V40L253 41H251L250 40ZM30 43V42H29ZM38 43H40V42H36V43H34L35 45L36 44H38ZM62 43V42H61ZM95 43V44H94ZM122 43V42H121ZM143 43V42H142ZM180 43V42H179ZM184 43V42H183ZM238 43H240V42H238ZM238 43H236L235 45H237ZM246 43V42H245ZM255 43V42H254ZM19 44V43H18ZM23 44V43H22ZM63 44H66V43H63ZM62 44V45H63ZM67 44H68V42H67ZM99 44V46L102 44L101 42H99L98 43ZM114 44V43H113ZM136 44V43H135ZM150 44V43H149ZM224 44V43H223ZM230 44H233L232 42L231 43H229V45ZM1 45H3V44H1ZM24 45V44H23ZM45 45H46V42H45ZM56 45V44H55ZM72 45H73V47H72ZM92 45V46H93ZM137 45H139V44H137ZM204 45V44H203ZM206 45V44H205ZM225 45V44H224ZM241 45V44H240ZM245 45V44H244ZM243 45V46H244ZM256 45V44H255ZM3 46H5V45H3ZM21 46V45H20ZM25 46V45H24ZM57 46H60V45H58L57 44ZM57 46H56V48H57ZM91 46V47H92ZM208 46V45H207ZM217 46V45H216ZM221 46H223V45H221ZM246 46H247V44H246ZM251 46V45H250ZM250 46H249V48H250ZM29 47V46H28ZM28 47L26 46V48L28 49ZM64 48H65V45L63 46ZM68 47V49L70 48L69 47V45L67 46ZM91 47L89 48V47H87V49L89 50V49H91ZM101 47V46H100ZM117 47V49H118V46H116ZM150 47V46H149ZM153 47H154V45H153ZM230 47H232L231 45H230ZM229 47V48H230ZM1 48V50H2V47H0ZM8 48V47H7ZM23 48V47H22ZM25 48V47H24ZM33 48V47H32ZM93 48H94V46H93ZM97 48H99V47H97ZM115 48V47H114ZM120 48V47H119ZM122 48V47H121ZM131 48V47H130ZM161 48V47H160ZM233 48V47H232ZM238 48V50L239 51H241V53H243L242 52V46H241V48L242 49H240V47H237ZM251 48H254V46L253 47H251ZM250 48V49H251ZM29 49H30V47H29ZM43 49V48H42ZM42 49H40V50H42ZM50 49V48H49ZM54 49H55V47H54ZM133 49V48H132ZM218 49V48H217ZM225 49H227V48H225ZM255 49V48H254ZM254 49H253V51H254ZM258 49V48H257ZM32 50V49H31ZM58 50V49H57ZM63 50V51H62ZM62 50L60 51V47H59V51H60V53L62 52V53H64V50L65 49H63L62 48ZM87 50V51H88ZM95 50V49H94ZM126 50V49H125ZM147 50V49H146ZM229 50V49H228ZM236 49L234 48V52L236 53V51H235ZM244 50V49H243ZM25 51V50H24ZM77 51H79V50H77ZM82 51L84 52L85 51V53H83L82 54ZM87 51H86V48H83L82 46H81V54L82 55H86V53H87ZM98 52V50H95V51H93L92 50V57H93V53H95V52ZM122 50L120 49V52H121ZM127 51V50H126ZM144 51V50H143ZM221 51V50H220ZM238 51V52H239ZM251 51V50H250ZM253 51H252V53H253ZM255 51H256V49H255ZM255 51H254V53H255ZM264 51V50H263ZM69 53H70V51H68ZM74 53H75V50L73 51ZM97 52H96V54H97ZM110 52V51H109ZM215 52V51H214ZM223 52V51H222ZM224 52H225V50H224ZM230 52V51H229ZM245 52V51H244ZM260 52V51H259ZM8 53V52H7ZM65 53H66V50H65ZM68 53V54H69ZM71 53H72V51H71ZM74 53H72V55L74 54ZM88 53H90V50H89V52ZM140 54H141V52H139ZM227 53H228V51H227ZM234 53V55H236ZM5 54V53H4ZM14 54V53H13ZM16 54V53H15ZM14 54V55H15ZM30 54V53H29ZM68 54H66L67 56H68ZM143 54V53H142ZM150 54V53H149ZM205 54V53H204ZM210 54V53H209ZM216 54L217 55H219L218 54V52L217 53H215V56H216ZM246 55H247V53H245ZM261 54H263L264 55V53H262V51H261ZM18 55H19V53H18ZM33 55V54H32ZM31 55V56H32ZM38 55H40V54H38ZM70 56H68V58H71L72 56H71V54H69ZM117 55V54H116ZM123 55V54H122ZM129 55V54H128ZM131 55H132V53H131ZM144 55V54H143ZM212 55V54H211ZM222 55V54H221ZM234 55H233V57H234ZM237 55H239V54H237ZM244 55V54H243ZM11 56H13V55H11ZM36 56V55H35ZM65 56V55H64ZM87 56H88V54H87ZM135 56V55H134ZM136 56H138V55H136ZM185 56V55H184ZM184 56H183V58H184ZM214 55H213V57H215ZM223 56V55H222ZM245 56V55H244ZM250 56V52H249V55H248V57ZM252 56V55H251ZM250 56V57H251ZM38 57V56H37ZM73 57H75V55L73 56ZM72 57V58H73ZM89 57H90V55H89ZM98 57H100L98 54H97V58ZM112 57V56H111ZM119 58L121 57V55L120 56H118ZM126 57V56H125ZM125 57H121V58H123V59H125ZM202 57V56H201ZM227 57H228V55H227ZM233 57L231 58V60L233 61L234 59H235V57H234V59H233ZM5 58H7V57H5ZM25 58V57H24ZM71 58V59H72ZM101 58V57H100ZM104 58V57H103ZM136 58H138V57H136ZM207 58V57H206ZM211 58H212V56H211ZM210 58V59H211ZM219 58H220V56H219ZM224 58V57H223ZM229 58V59H230ZM71 59H70V61H71ZM89 59V58H88ZM92 59V58H91ZM99 59V58H98ZM97 59V60H98ZM105 59H109V58H105ZM115 58H113V60H114ZM122 59V60H123ZM135 59V58H134ZM134 59H133V64H134ZM222 59V58H221ZM228 59V60H229ZM245 59H246V56H245ZM247 59H249V58H247ZM257 59V58H256ZM262 59H263V56H262ZM21 60V59H20ZM35 60V57H34V59H33V61ZM67 60V59H66ZM96 57H93V61H91V66L88 68V69H90L91 70V68H92V65H94V67H95V70H96V68L98 67V65L99 64H97L96 63ZM106 60V61H107ZM126 60L127 61H129L128 60V58L126 57ZM125 60V61H126ZM140 60H141V58H140ZM208 61H209V59H207ZM217 60H219L218 59V56H217ZM216 60V61H217ZM226 60H227V58H226ZM226 60H223V61H226ZM235 60H238V57H237V59H235ZM258 60V59H257ZM256 60V61H257ZM264 60V59H263ZM32 61V62H33ZM63 61H65L64 59H63ZM62 61V62H63ZM68 61V60H67ZM72 61H74L73 59H72ZM84 61H87L85 58H84ZM95 61V62H94ZM211 62L210 63H208L209 65H208V67L212 64V59L210 60ZM221 61V60H220ZM250 61V60H249ZM252 61V60H251ZM21 62V64H23L22 63V61H20ZM26 62V61H25ZM31 62V63H32ZM82 62V61H81ZM93 62L94 63H96V65L95 64H93ZM108 62V61H107ZM112 62V61H111ZM114 62H116V60L114 61ZM120 62H121V60H120ZM138 62H139V60H138ZM186 62V61H185ZM184 62V63H185ZM196 62V61H195ZM200 62V61H199ZM206 62V61H205ZM235 62V61H234ZM233 62V63H234ZM264 62V61H263ZM78 63V62H77ZM76 63V61L74 62V64H77ZM83 63V62H82ZM124 63V62H123ZM126 63V62H125ZM193 63V62H192ZM204 63V61L201 63V64H203ZM220 63V62H219ZM218 62H217V65L219 64ZM223 63H225V62H223ZM227 63V62H226ZM236 63V62H235ZM238 63H240V62H237L236 64H238ZM243 63H244V61H243ZM255 63V62H254ZM262 63V62H261ZM260 63V64H261ZM26 64H27V62H26ZM66 64H67V62H66ZM101 64H103V63H100V65ZM112 64V63H111ZM117 64L119 65V63L117 62ZM122 64V63H121ZM128 64H129V62H128ZM131 64V63H130ZM132 64V65H133ZM207 64V63H206ZM220 64H222V63H220ZM219 64V65H220ZM257 64H258V62H257ZM256 64V65H257ZM27 65H29V63L27 64ZM26 65V66H27ZM65 65V64H64ZM89 65H90V63H89ZM123 65V67H124V64H122ZM126 65H127V63H126ZM193 65V64H192ZM204 65H205V63H204ZM212 65H214V64H212ZM223 65V64H222ZM230 65H231V63H230ZM239 65V64H238ZM249 65V64H248ZM259 65V64H258ZM25 66V67H26ZM83 66V65H82ZM97 66V67H96ZM113 66V65H112ZM134 66V65H133ZM136 66H137V64H136ZM170 66V65H169ZM182 66V65H181ZM195 66V65H194ZM197 66V65H196ZM198 66H199V71H201V69L203 68H201L200 69V67H201V65H199L198 64ZM215 66L216 65H214V68H215ZM226 66V65H225ZM22 67V66H21ZM67 67V66H66ZM71 67H73V65L71 64ZM71 67H67V68H69L68 69V71L70 72V70H73V69H71ZM76 67V66H75ZM126 67V66H125ZM140 67H141V65H140ZM183 67V66H182ZM185 67H187V66H185ZM193 67V66H192ZM218 67V66H217ZM229 67H231V66H229ZM239 67V66H238ZM238 67L236 68V70L238 69ZM244 67V66H243ZM253 67V66H252ZM263 67V66H262ZM27 68V67H26ZM77 68H79V65H77ZM111 68V67H110ZM127 68H128V66H127ZM133 68V67H132ZM197 68V67H196ZM206 68H207V66H206ZM205 68V69H206ZM210 68H213V67H210ZM220 68V67H219ZM223 67H221V69H222ZM234 68V67H233ZM241 68V67H240ZM83 69V68H82ZM85 69H87V68H85ZM87 69V70H88ZM99 68H97V70H98ZM100 69H101V67H100ZM113 69V68H112ZM135 69H136V67H135ZM167 69H168V67H167ZM181 67H180V73H182V71H181ZM187 69H189V68H187ZM195 69V68H194ZM208 69V68H207ZM231 69V68H230ZM247 69H249V68H247ZM250 69H252V68H250ZM30 70V69H29ZM92 70H93V68H92ZM102 70V69H101ZM117 70V69H116ZM124 70H126L125 68H124ZM128 70V69H127ZM126 70V71H127ZM170 70V69H169ZM198 70V69H197ZM204 70V69H203ZM202 70V71H203ZM253 70H255V67L253 68ZM260 70H261V68H260ZM77 71H79V70H76V72ZM81 72H82V70H80ZM106 71H107V69H106ZM114 71V73H115V70H113ZM112 71V72H113ZM118 71V70H117ZM132 71V70H131ZM136 71H137V69H136ZM174 71V70H173ZM177 71H178V69H177ZM215 71H217V68H216V70ZM229 71H231V70H229ZM235 71V70H234ZM233 71V72H234ZM247 71V70H246ZM250 70H248V72H249ZM262 71V70H261ZM102 72H103V70H102ZM119 72V71H118ZM117 72V73H118ZM135 72V71H134ZM139 72V71H138ZM188 72H190V70H188L187 71V73ZM221 72H222V70H221ZM224 72H226L225 71V69H224ZM232 72V71H231ZM247 72V73H248ZM254 72V71H253ZM252 72V73H253ZM72 73H73V71H72ZM79 73V72H78ZM93 73V72H92ZM92 73L90 74H88L87 73V76L89 77V75H90V77H91V75H92ZM95 73V72H94ZM99 73H101L100 72V70H98V73L96 72V74H98L99 75ZM107 73V72H106ZM113 73V74H114ZM131 72H129V74H130ZM170 73H172V72H170ZM177 73V72H176ZM175 73V74H176ZM183 73H184V68H183ZM185 73H186V71H185ZM201 73V72H200ZM204 73V72H203ZM205 73H206V71H205ZM235 73V72H234ZM239 73V72H238ZM251 73V72H250ZM82 74H83V72H82ZM85 74H86V71H85ZM116 74V73H115ZM114 74V77L116 78V75ZM120 74H123V73H120ZM136 74H137V72H136ZM143 74H144V72H143ZM208 74V73H207ZM215 74H216V72H215ZM218 74V73H217ZM257 74H258V72H257ZM75 75H77V74H75ZM75 75H74V77H75ZM103 75V74H102ZM130 75H133V74H130ZM167 74H165L164 76H166ZM172 75V74H171ZM178 75V74H177ZM204 75V74H203ZM222 75H224V74H222ZM226 75V74H225ZM259 75H261L260 73L258 74V76ZM70 76V75H69ZM73 76V75H72ZM101 76V75H100ZM127 76V75H126ZM140 76V75H139ZM163 76V77H164ZM212 76V75H211ZM219 76V75H218ZM241 76V75H240ZM244 75H242V77H243ZM254 76H255V74H254ZM257 76V75H256ZM81 77V76H80ZM86 77V76H85ZM110 77V76H109ZM108 77V78H109ZM112 77V80L114 79L113 78V76H111ZM135 77V76H134ZM158 77H159V75H158ZM157 77V78H158ZM167 78H169V76H166ZM202 77H205V78H207V77H209V75H207V77H206V75L205 76H202V73H201V77H197V79L200 81V79L199 78H201V80H202ZM232 77H233V75H232ZM231 77V78H232ZM236 77H237V74H236ZM241 77V78H242ZM71 78V77H70ZM92 78H93V75H92ZM99 78V77H98ZM118 78V77H117ZM121 78V77H120ZM122 78H125V74H124V77L122 76ZM121 78V79H122ZM132 78V77H131ZM154 78V77H153ZM220 78V77H219ZM222 78V77H221ZM226 78V77H225ZM238 78H240V77H238ZM245 78H246V76H245ZM262 78V77H261ZM74 80H75V78H73ZM95 79H96V76H95ZM162 79V78H161ZM165 79V78H164ZM163 79V80H164ZM170 79V78H169ZM169 79H167V80H169ZM229 79V78H228ZM237 79V78H236ZM78 80V79H77ZM94 80V79H93ZM134 80H136V79H134ZM166 80V81H167ZM214 80V79H213ZM216 80V79H215ZM225 80V79H224ZM231 80V79H230ZM89 82H90V80H88ZM87 81V82H88ZM97 81V80H96ZM160 81V80H159ZM165 81V82H166ZM211 81H212V79H211ZM221 81V80H220ZM237 81V80H236ZM250 81V80H249ZM92 82V81H91ZM90 82V83H91ZM119 82H120V79H119ZM123 82V81H122ZM122 82H120V84L119 85H121L122 84ZM133 82V81H132ZM164 82V81H163ZM231 82V81H230ZM261 82H263V80L261 81ZM100 83V82H99ZM130 84H131V82H129ZM135 83V82H134ZM150 83V82H149ZM162 82L160 81V84H161ZM200 83H202L201 81H200ZM210 83V82H209ZM212 83V82H211ZM225 83V82H224ZM240 82H238V84H239ZM153 84H154V82H153ZM157 84H159V83H157ZM162 84H164V83H162ZM195 84V83H194ZM197 84H198V81H197ZM218 84V83H217ZM216 84V85H217ZM227 84V83H226ZM234 84H235V81H234ZM263 84V83H262ZM86 85H88V84H86ZM119 85H118V87H119ZM125 85V84H124ZM199 85V84H198ZM237 85V84H236ZM135 86V85H134ZM133 86V87H134ZM152 86V85H151ZM157 86V85H156ZM194 86V85H193ZM204 86V85H203ZM218 86V85H217ZM261 86V85H260ZM121 88H123V84H122V86H120ZM149 87H150V85H149ZM153 87H155V85L153 86ZM159 87V86H158ZM181 87H183V86H181ZM197 87V86H196ZM195 86H194V88H196ZM221 88H222V86H220ZM233 87H235V86H233ZM232 87V88H233ZM261 87H263V86H261ZM116 88H117V86H116ZM135 88V87H134ZM157 88V87H156ZM209 88V87H208ZM248 88V87H247ZM129 89V88H128ZM154 89V88H153ZM215 90L216 88H215V86H213V88L211 89V90ZM217 89H218V87H217ZM220 89V88H219ZM230 89V88H229ZM245 89V88H244ZM260 89V88H259ZM119 90V89H118ZM126 90V89H125ZM177 90V89H176ZM211 90H209V91H211ZM214 90H213V95L212 96H215L214 94H215V92H214ZM246 90V89H245ZM257 90V89H256ZM123 91V90H122ZM148 91V90H147ZM190 91V90H189ZM188 91V92H189ZM208 91V92H209ZM216 92H218L217 90H215ZM235 91V90H234ZM243 90L241 89V92H242ZM193 92V91H192ZM207 92V91H206ZM224 92H226V90L224 91ZM224 92H222L223 93V95H224ZM124 93V92H123ZM231 93V92H230ZM237 93V92H236ZM235 93V94H236ZM240 93V92H239ZM174 94V93H173ZM180 94V93H179ZM184 94V93H183ZM209 95L211 94V92H209L208 93ZM227 94H229V92L227 93ZM185 95V94H184ZM192 95V94H191ZM200 95V94H199ZM226 95V94H225ZM232 95V94H231ZM171 96V95H170ZM193 96V95H192ZM201 96V95H200ZM205 96V95H204ZM218 96V95H217ZM229 96H230V94H229ZM196 97V96H195ZM203 97V96H202ZM225 97V96H224ZM236 97V96H235ZM170 98V97H169ZM201 98V97H200ZM212 98V97H211ZM215 98V97H214ZM229 98V97H228ZM231 98H233L234 99V97H232L231 96ZM165 99V98H164ZM163 99V100H164ZM180 99V98H179ZM189 99V98H188ZM220 99V98H219ZM230 99V98H229ZM117 100V99H116ZM115 100V101H116ZM122 100V99H121ZM145 100V99H144ZM192 100V99H191ZM194 100V99H193ZM214 100V99H213ZM223 100V99H222ZM227 100V99H226ZM235 100V99H234ZM143 101V100H142ZM172 101V100H171ZM185 101V100H184ZM203 101H206V100H203ZM228 101V100H227ZM176 102V101H175ZM202 102V101H201ZM208 102V101H207ZM236 102V101H235ZM234 102V103H235ZM264 102V101H263ZM143 103V102H142ZM182 103H183V101H182ZM182 103L181 104H179V105H182ZM200 103V102H199ZM213 103V102H212ZM218 103V102H217ZM220 103V102H219ZM232 103V102H231ZM234 103H232V104H234ZM262 103V102H261ZM158 104V103H157ZM171 104V103H170ZM190 104V103H189ZM189 104L187 103V101H186V106L188 105L189 106ZM196 104V103H195ZM208 104H209V102H208ZM211 104V103H210ZM216 104V103H215ZM227 104V103H226ZM231 104V105H232ZM17 105V104H16ZM115 105H116V103H114V107H115ZM147 105V104H146ZM150 105V104H149ZM163 105V104H162ZM173 105H174V103H173ZM173 105H171L172 106V108H173ZM178 105V104H177ZM176 105V106H177ZM178 105V106H179ZM230 105V104H229ZM248 105V104H247ZM264 105V104H263ZM13 106V105H12ZM119 106V105H118ZM153 106V105H152ZM193 106V105H192ZM215 106V105H214ZM148 106H146L145 108H147ZM219 107V106H218ZM223 107V106H222ZM118 108V107H117ZM164 108H165V106H164ZM175 108H177V107H175ZM181 108H182V106H181ZM243 108V107H242ZM119 109V108H118ZM151 109V108H150ZM168 109H170V112L172 111L171 110V108L168 106ZM189 109H190V107H189ZM193 109V108H192ZM192 109H190V111H192ZM206 109V108H205ZM205 109H204V111H205ZM221 109V108H220ZM220 109H218V112H219V110ZM145 110H147V109H145ZM155 110V109H154ZM165 110V109H164ZM164 110H163V113H164ZM174 110V109H173ZM207 110V109H206ZM225 110H227L226 108L224 109V111ZM156 111V110H155ZM154 111V112H155ZM159 111V110H158ZM169 111V110H168ZM176 111H178L177 109H176ZM183 111V110H182ZM27 112V111H26ZM114 112V111H113ZM152 112V111H151ZM169 112V113H170ZM179 112V111H178ZM184 112V111H183ZM182 112V113H183ZM197 112V111H196ZM211 112V111H210ZM71 113H73L72 111L70 112V114ZM145 113H147V111L145 112L144 110L142 111V117L141 118H144L143 120L145 121V125L147 124L146 123V120H145V117H143V114H145ZM150 112H148V114H149ZM166 113V112H165ZM174 113V112H173ZM186 113V112H185ZM208 113H209V111H208ZM207 113V114H208ZM224 113V112H223ZM226 114L228 113V111H226L225 112ZM67 114H69V111H67ZM75 114L77 115L78 113H76L75 112ZM175 114H177L176 112H175ZM191 114H192V112H191ZM197 114H199V113H197ZM212 113H210V115H211ZM217 114V113H216ZM2 115H4V114H2ZM76 115H74V113H73V116H74V118H75V116ZM152 114L150 113V115L149 116H151ZM166 115V114H165ZM185 115V114H184ZM189 115V114H188ZM193 115V114H192ZM195 115V114H194ZM209 115V114H208ZM209 115V116H210ZM213 115V114H212ZM215 115V114H214ZM214 115H213V117H214ZM219 115V114H218ZM228 115V114H227ZM262 115V114H261ZM0 116H1V114H0ZM27 116H28V114H27ZM155 116H156V114H155ZM155 116H153V117H155ZM169 116V115H168ZM175 116V115H174ZM177 116V115H176ZM196 116V115H195ZM208 116V117H209ZM226 116V115H225ZM32 117H35V115H33ZM77 117V116H76ZM147 117V116H146ZM152 117V116H151ZM159 117V116H158ZM190 117V116H189ZM212 116H210V118H211ZM215 117H216V115H215ZM31 118V117H30ZM30 118H29V120H30ZM66 118H68V117H66ZM71 118H73V117H70V119ZM186 118H187V116H186ZM185 117H184V119H186ZM194 118V117H193ZM196 118V117H195ZM194 118V119H195ZM210 118H208V120H207V118L205 119V121L207 120V121H210ZM23 119V118H22ZM70 119H68V121H70ZM155 119H157L156 117H155ZM159 119V118H158ZM157 119V120H158ZM173 119V118H172ZM179 119V118H178ZM188 119V118H187ZM186 119V120H187ZM193 119V120H194ZM223 119H224V116H223ZM28 120V119H27ZM38 120H39V118H38ZM170 120V119H169ZM190 119H188L187 120V122L189 121ZM193 120L191 119V123L193 122ZM196 120V119H195ZM215 120H218L217 118L215 119ZM215 120H212L213 122L215 121ZM233 120V119H232ZM247 120H249V119H247ZM17 121V120H16ZM16 121H15V124H16ZM23 121V120H22ZM60 121H61V119H60ZM59 121V122H60ZM76 121H77V118H76ZM159 121V120H158ZM157 121V122H158ZM162 121H163V119H162ZM173 121V120H172ZM178 121V120H177ZM204 121V122H205ZM219 121V120H218ZM234 121V120H233ZM19 122V121H18ZM27 122H29V121H27ZM40 122H41V120H40ZM62 122V121H61ZM60 122V123H61ZM67 122V121H66ZM71 122V121H70ZM69 122V123H70ZM72 122H73V120H72ZM151 122V121H150ZM170 123H171V121H169ZM182 122H183V120H182ZM186 122V121H185ZM217 122V121H216ZM221 122L222 121H220V125H221ZM226 122V121H225ZM255 122V121H254ZM6 123V122H5ZM63 123V122H62ZM75 123V122H74ZM159 123V122H158ZM157 123V124H158ZM207 123V122H206ZM209 123H211V121L209 122ZM208 123V124H209ZM218 123V122H217ZM243 123V122H242ZM250 123V122H249ZM248 123V124H249ZM262 123H264V122H262ZM10 125H11V123H9ZM15 124H14V126H15ZM44 124V123H43ZM67 124V123H66ZM76 124V123H75ZM153 124H154V122H153ZM153 124L152 123H150V126L151 127H149L148 128V125H147V129H152V127H153ZM178 124H179V121H178ZM185 124V123H184ZM194 124V123H193ZM193 124H191V126L193 125ZM208 124H206V125H208ZM216 124V123H215ZM215 124L214 125H212L213 127H215ZM222 124H223V122H222ZM9 125V126H10ZM62 125V124H61ZM172 125V124H171ZM206 125L205 124H203V126L206 128ZM211 125V124H210ZM244 126L246 125V124H243ZM45 126V125H44ZM57 126H58V124H57ZM56 126V127H57ZM181 126V125H180ZM179 126V127H180ZM216 126H217V128H218V125L216 124ZM228 127H229V125H227ZM226 126V127H227ZM27 127H30V125H28ZM34 127H35V125H34ZM55 127V126H54ZM53 127V128H54ZM176 127V126H175ZM184 127H186L187 128V126H183L182 128H184ZM195 126H193V128H194ZM220 127V126H219ZM222 127H223V125H222ZM221 127V130L222 129H224V132H225V128H222ZM225 127V126H224ZM234 127V126H233ZM253 127V126H252ZM9 128H11V127H9ZM14 128V127H13ZM17 128H18V126H17ZM19 128H21V130L23 129V126L22 127H20L19 126ZM26 128V127H25ZM31 128H32V126H31ZM42 128V130H43V126L41 127ZM52 128V129H53ZM185 128V129H186ZM38 129V128H37ZM189 130L191 129V127L190 128H188ZM233 129V128H232ZM26 130V129H25ZM25 130H22V132H24ZM155 130H156V128H155ZM189 130H187V132L189 131ZM195 130H196V128H195ZM195 130H193L194 131V134H196L195 133ZM207 130V129H206ZM230 130V129H229ZM228 130V131H229ZM255 130V129H254ZM257 130V129H256ZM46 131V130H45ZM62 131V130H61ZM61 131L60 130H58V128H57V134H58V136H57V134L55 133V135L53 136V137H56V139L59 137V135H60V133H61ZM204 131V130H203ZM212 131V130H211ZM228 131H226V132H228ZM1 132H3L2 131V128H1ZM5 132V131H4ZM60 132V133H59ZM68 132V131H67ZM181 132H182V130H181ZM198 132H200V131H198ZM206 132V131H205ZM204 132V135L206 136V133ZM225 132V135H227V133ZM230 132H231V130H230ZM229 132V136H231V134L234 132V131H232V133H230ZM6 133H8V132H6ZM21 133V132H20ZM43 133V132H42ZM51 133L53 134L54 132H52V130H51ZM177 133H178V131H177ZM177 133H174V134H177ZM184 133V132H183ZM189 133V132H188ZM191 133H193V132H190V134ZM211 133V132H210ZM221 133V132H220ZM4 134V133H3ZM11 134V133H10ZM13 134H14V132H13ZM12 134V135H13ZM25 134V132L23 133V135ZM45 134H47V133H45ZM171 134V133H170ZM194 134H192L191 135V137H193V135ZM203 134V133H202ZM208 134V133H207ZM217 134V133H216ZM223 134V133H222ZM256 134H257V132H256ZM6 135V134H5ZM8 136H9V134H7ZM21 135H22V133H21ZM108 136H109V134H107ZM118 135V134H117ZM146 135V134H145ZM150 135V134H149ZM155 135H157V134H155ZM155 135H154V139L153 140H156V137H155ZM165 135V134H164ZM173 135V134H172ZM221 135V134H220ZM1 136V135H0ZM8 136H7V140H8ZM26 137L28 136V134L27 135H25ZM30 137L28 138V139H31V140H33V138H35V135H34V137H33V135L32 134H30L29 135ZM46 136V135H45ZM47 136H48V134H47ZM50 136V135H49ZM169 136V135H168ZM228 136V137H229ZM32 137V138H31ZM115 137V136H114ZM153 137V136H152ZM175 137H176V135H175ZM195 137V136H194ZM196 137H197V134H196ZM199 137L201 138V137H203V135L202 136H200V133H199ZM209 137V136H208ZM212 137H213V135H212ZM212 137H209V138H211L212 139ZM250 137V136H249ZM17 138H18V136H17ZM37 138V137H36ZM39 138V137H38ZM41 138H43L42 136H41ZM45 138H47V137H45ZM44 138V139H45ZM162 138V137H161ZM164 138V137H163ZM169 138V137H168ZM171 138V137H170ZM205 138H207V136L205 137ZM215 138V137H214ZM223 138V137H222ZM230 138V137H229ZM254 138H255V136H254ZM261 137H259L258 136V139H260ZM4 139H6L5 138V136H4ZM20 139V138H19ZM22 139V138H21ZM21 139H20V141H21ZM109 139V138H108ZM198 139V140H197ZM196 139V141H195V143H193L194 142V140L195 139H193L191 142L193 143V144H195V146H198V148H199V146L200 145H202L201 143H198L197 141H202V143H205L204 145H207L206 144V142H204V140H206V139H204V140H200L199 138H197ZM219 139H221V138H219ZM226 139V138H225ZM224 139V140H225ZM251 139L253 140V135H252V137H251ZM25 140H26V138H25ZM40 142H42V141H44L43 139H38ZM48 140V139H47ZM46 140V144H47V146L49 147V145L50 144H52V146H53V143H52V141H50V140H48L47 141ZM53 140V142L55 141V139H52ZM59 140V139H58ZM101 140V139H100ZM100 140H98V141H100ZM123 140V139H122ZM144 140V139H143ZM158 140V139H157ZM222 140V139H221ZM220 140V143H223V141H221ZM236 140V139H235ZM243 140V139H242ZM261 140V139H260ZM259 140V143L261 144V141ZM4 140H2V142H3ZM11 141L13 142V138L11 139ZM28 141V140H27ZM37 142V145L35 144V141L33 142V144H35V146H33V148L35 147L36 149H37V147L36 146H38V144L40 143V142ZM50 141V142H49ZM89 141V140H88ZM109 141V140H108ZM146 141V140H145ZM151 141H152V139H151ZM165 141V140H164ZM169 142L170 141V143H171V140H166V142ZM179 141V140H178ZM186 141V140H185ZM206 141H209L208 140V138H207V140ZM213 141V140H212ZM227 141H229L230 142V140H227ZM237 141V140H236ZM246 141V140H245ZM258 141V140H257ZM8 142V141H7ZM45 142V141H44ZM48 142H49V144H48ZM56 142H57V140H56ZM87 142V141H86ZM115 142V141H114ZM144 142V141H143ZM176 142V141H175ZM180 142V141H179ZM187 142V141H186ZM214 142H215V140L213 141V143L212 144H214ZM218 142V141H217ZM229 142H227L228 144H229ZM15 143H16V141H15ZM14 143V144H15ZM22 143H23V140H22ZM30 143H31V141H30ZM59 143V142H58ZM108 143H110V141L108 142ZM112 143L113 142H111V145H112ZM116 143V142H115ZM155 143V142H154ZM157 143V142H156ZM154 144V146H156L157 144ZM174 143V142H173ZM173 143H171L170 144V146H171V149H174L175 148V145L173 144ZM178 143V142H177ZM188 143V142H187ZM199 145H198V144ZM210 145H211V142L209 141L208 142ZM0 144H1V142H0ZM8 144V143H7ZM40 144H42V143H40ZM39 144V145H40ZM83 144V143H82ZM100 144V143H99ZM99 144H98V146H99ZM102 144V143H101ZM114 144V143H113ZM116 144H119V142H117ZM115 144V145H116ZM149 144V143H148ZM147 143H146V145H148ZM172 144H173V148H172ZM184 144H186V143H184ZM197 144V145H196ZM228 144H227V146H228ZM247 144V143H246ZM254 144H256V143H254ZM257 144H258V142H257ZM256 144V145H257ZM3 145H5L6 146V144H5V142H4V144ZM16 145V144H15ZM14 145V146H15ZM24 145H26L25 143H24ZM24 145H23V147H24ZM28 145H29V142H28ZM102 145H104V147L107 145L106 144V142H105V144L103 143ZM122 145V144H121ZM145 145V146H146ZM210 145H209V148H208V150H205V152L206 151H210V150H212V147L213 146H211L210 147ZM250 145H252L251 143H250ZM45 146V145H44ZM56 146H57V144H56ZM110 146V145H109ZM116 146H120V145H116ZM149 146V145H148ZM153 146V145H152ZM180 146V145H179ZM195 146H192L191 145V147L194 149V147ZM215 146H216V144H215ZM222 146V145H221ZM220 146V147H221ZM226 145H224V147H225ZM227 146H226V156L225 157H227ZM258 146V145H257ZM261 146V145H260ZM16 147V146H15ZM19 147H20V145H19ZM27 147V146H26ZM25 147V148H26ZM100 147V146H99ZM147 147V146H146ZM160 147V146H159ZM162 147V146H161ZM2 148H3V146H2ZM34 148V149H35ZM40 148H42V146H40ZM102 148H103V146H102ZM111 148H112V152L114 151L113 150V147L111 146ZM110 148V149H111ZM120 148V147H119ZM144 148V147H143ZM153 148V147H152ZM156 148V147H155ZM155 148H154V150H155ZM179 147L177 146V149H178ZM211 148V149H210ZM214 148V151L215 152H217V150H219V147L217 148V149H215V147H213ZM231 148V147H230ZM247 148H250L249 146L247 147ZM257 148V147H256ZM4 149H5V147H4ZM4 149H2L3 150V154L5 153V152H7L6 151V149H8V148H6L5 150ZM16 149V148H15ZM15 149H14V151H15ZM22 149V148H21ZM27 149H30V145H29V148H27ZM25 150V152H26V156H30V154H28L29 153V151H30V153H33L31 150H33L34 151V149H32V147H31V149L30 150ZM35 149V150H36ZM101 149V147L98 149V151ZM116 149H117V147H116ZM159 150H160V148H158ZM158 149L156 150V154L157 153H159L160 155L161 154H163V156H160L159 154H157V157H159L160 159L162 158V160H164V154H165V152H167V151H165L164 153H163V151L165 150H160V151H158ZM162 149H163V147H162ZM184 149L186 150L187 149V144H186V146H184ZM191 149V148H190ZM190 149H188V151L190 150ZM261 149H262V146H261ZM45 150V149H44ZM106 150V147H105V149H104V151ZM148 150V152H149V150H150V152L152 151L151 150V148L149 147V149H147ZM202 150L204 151V148H202ZM221 150H223V148L221 149ZM247 151H248V149H246ZM246 150L243 152V154L244 153H246ZM250 150H251V148L249 149V153H250ZM260 150V149H259ZM5 151V152H4ZM18 151H19V149H18ZM24 151V150H23ZM103 151V150H102ZM104 151H103V154H104ZM107 151V150H106ZM145 151V150H144ZM162 151V153H160ZM177 151V150H176ZM178 151H181V149L180 150H178ZM187 151V152H188ZM225 151H224V153H225ZM111 152V151H110ZM109 152V153H110ZM118 153V155H119V152H120V150L119 151H116L115 150V153ZM143 152V151H142ZM145 152H147V151H145ZM144 152V153H145ZM149 152V153H150ZM175 152V151H174ZM173 152V150H172V154H174L173 156H172V161L170 160V156H171V153L168 151L167 153H168V160H170V162L167 164V166H169V167H174V168H171V170H168V171H166L165 170V172H167V173H165V175L164 176H166L165 178H172V175H173V170L175 169V171H176V169L177 168H180V169H178V172H179V170H181L182 169V164L183 163H180L179 161H181V160H179L178 159V161H176V159H174V162H176V163H180L181 165H180V167H179V165L177 164L176 165V163H173V157L175 156H177V153H174ZM183 152H185V151H183ZM183 152H182V154H183ZM186 152V153H187ZM194 152H196V151H194ZM210 152H212V151H210ZM8 156L9 157H11L10 155H15L16 153H12V154H10V152L8 151ZM19 153V152H18ZM100 153V152H99ZM98 153V154H99ZM107 153V152H106ZM105 153V154H106ZM153 153H155L154 151H153ZM170 153V154H169ZM218 153L220 154V150L218 151ZM238 153V152H237ZM248 153V154H249ZM255 153V152H254ZM33 154H35V152L33 153ZM40 154V153H39ZM48 153H46V155H47ZM79 154V153H78ZM77 154V155H78ZM101 154V153H100ZM120 154H121V152H120ZM181 154V153H180ZM190 154H191V152H190ZM192 154H193V152H192ZM192 154H191V156H192ZM198 154V153H197ZM221 154H223L222 153V151H221ZM242 154V155H243ZM253 154V153H252ZM22 155L25 157H22ZM20 154L19 156H20V158L18 159L16 156H14L15 157V159L14 160H17V162H16V164H17V168H19L18 167V165L20 166V162L21 161H18V160H20L21 158L22 159H24V162H23V164L24 165H29L28 163L27 164H25L26 163V159H31V156H32V154H31V156H30V158H28V157H26L24 154ZM82 155H83V153H82ZM86 155V154H85ZM152 156V159L149 157V156H146V159H147V157H148V160H151V164L153 163V161L156 163L155 165V167H156V170L157 171H159L160 169H162V170H164L163 169V167L165 166V165H161L160 163L158 164V161L157 160H154L156 157H154V155L153 154H151ZM159 155V156H158ZM178 155H179V153H178ZM187 155V154H186ZM196 155V154H195ZM199 155V154H198ZM206 155H207V153H206ZM212 154H208V156H211ZM214 155V154H213ZM239 155V154H238ZM254 155V154H253ZM260 155H261V152H260ZM2 156V155H1ZM5 156H6V154H5ZM40 156V155H39ZM39 156H38V158H39ZM95 156V155H94ZM112 156H113V154H112ZM143 156V155H142ZM144 156H145V154H144ZM251 156V155H250ZM250 156H247V157H250ZM262 156V155H261ZM261 156H259V158H261ZM42 157H44V155H43V153H42V156H40V158H42ZM102 157L104 158V155H102L101 157L99 156V158H101L102 159ZM105 157H106V155H105ZM122 157V156H121ZM194 157H196V156H194ZM215 158L217 157V155L216 156H214ZM222 157V156H221ZM221 157H220V159H221ZM245 157H246V155H245ZM40 158H39V160H40ZM72 158V157H71ZM85 158H86V156H85ZM95 158V157H94ZM97 158V157H96ZM114 158V157H113ZM144 158V157H143ZM176 158H178V156L176 157ZM197 158H198V156H197ZM207 158V157H206ZM213 158V157H212ZM215 158H214V160H215ZM219 158V157H218ZM224 158V157H223ZM254 158V157H253ZM258 158V157H257ZM258 158V159H259ZM21 159V160H22ZM78 159V158H77ZM92 159H93V157H92ZM145 159V160H146ZM191 159H194L195 160V158H191ZM219 159V160H220ZM237 159V158H236ZM9 160V159H8ZM26 160V161H25ZM42 160V159H41ZM183 160V159H182ZM193 160V161H194ZM211 161H212V159H210ZM208 161V162H211V161ZM226 160V159H225ZM248 160H249V158H248ZM261 160H262V162H264V156H262V158H261ZM94 160H92L91 162H93ZM96 161V160H95ZM94 161V162H95ZM100 160H98L97 159V163L99 162ZM101 161H104V160H101ZM144 161V160H143ZM190 160H189V158H188V161L187 160H185V162L187 163V165L189 166L190 164H188V162H189ZM198 161V160H197ZM221 161V160H220ZM244 161V160H243ZM30 162V161H29ZM32 162H34L33 160H32ZM31 162V163H32ZM146 162H147V160H146ZM204 162V161H203ZM258 162V161H257ZM8 163V162H7ZM14 163V162H13ZM19 163V164H18ZM75 163V162H74ZM106 163V162H105ZM149 163V162H148ZM198 163V162H197ZM206 162H204V164H205ZM232 163V162H231ZM9 164H10V161H9ZM23 164H21V166L23 165ZM33 164V163H32ZM69 164H70V162H69ZM78 164H79V162H78ZM94 164V163H93ZM99 164H100V162H99ZM147 164V163H146ZM150 163L149 164H147L146 166H147V168H149L148 167V165H151ZM199 164V163H198ZM211 164H212V162H211ZM210 164V165H211ZM234 164H236V163H234ZM3 165H4V163H3ZM23 165V166H24ZM158 165H161L160 166V169L158 168ZM186 165V166H187ZM206 165V164H205ZM1 166V165H0ZM14 168L13 169H16V166H15V163H14ZM22 166V167H23ZM33 166V165H32ZM90 166V165H89ZM142 166H143V164H142ZM175 166H176V168H175ZM185 166V167H186ZM188 166H187V168H188ZM193 166V165H192ZM214 166V165H213ZM219 166V165H218ZM255 166H257V165H255ZM259 166V165H258ZM261 167H262V164L260 165ZM263 166H264V163H263ZM87 167H88V163H87ZM95 167V166H94ZM154 167V168H155ZM204 167V166H203ZM8 168V167H7ZM24 168V167H23ZM90 168V167H89ZM99 168H102V165H101V167H99ZM105 168H106V166H105ZM112 168V167H111ZM117 168H119V166L117 167ZM122 169H123V167H121ZM126 168V167H125ZM144 168V167H143ZM153 168V169H154ZM166 168V167H165ZM213 168H215V166L213 167ZM257 168H259V167H257ZM9 169H10V167H9ZM8 169V170H9ZM12 169V170H13ZM32 168H30V170H31ZM96 169V168H95ZM94 169V170H95ZM106 169H108V168H106ZM113 170H114V168H112ZM120 169V168H119ZM127 169V168H126ZM152 168H150V171L152 170V173H155L156 172V170H153ZM189 169V168H188ZM188 169H186V171H184L183 169H182V171L183 172H187L188 171ZM207 169V166L205 167V169L203 170V168H202V173H200L201 171H198L200 174H201V176H204L203 175V172H205V170ZM234 169V168H233ZM262 169V168H261ZM6 170V169H5ZM26 170V169H25ZM93 170V169H92ZM129 170V169H128ZM134 170V169H133ZM240 170H241V168H240ZM244 170H245V168H244ZM3 171V170H2ZM17 172H18V169L16 170ZM16 171H14V173L16 172ZM23 171V170H22ZM21 171V169H19V175H20V173L22 172ZM117 171H119L120 172V174L122 173V171H120V170H117ZM154 171V172H153ZM173 171V172H172ZM197 171V170H196ZM206 171H208V169L206 170ZM223 171V170H222ZM236 171V170H235ZM10 172V171H9ZM30 172V171H29ZM84 172V171H83ZM99 172H102V171H100V170H98V176L99 177H97L99 180L96 182V183H99V181H100V186L102 187V182L103 181H105V183H106V181L107 180H105L104 179V177L102 176V174L104 173V171L101 173V176L99 175ZM178 172H174V175L176 176V174H178V175H180V172L178 173ZM209 172V171H208ZM208 172H207V174H208ZM215 172V171H214ZM242 172V171H241ZM5 173H6V171H5ZM11 173V172H10ZM10 173L8 174V175H10ZM17 173V174H18ZM93 173V172H92ZM109 173V172H108ZM146 173H147V171H146ZM151 172H149V174H150ZM172 173V175H169V174H171ZM198 173V174H199ZM206 173V172H205ZM204 173V174H205ZM229 173V172H228ZM233 173V172H232ZM97 174V173H96ZM95 174V175H96ZM105 175H106V173H104ZM120 174L118 173V175H117V177H120ZM143 174H145V172L143 173ZM142 174V175H143ZM167 174V175H166ZM192 174V173H191ZM195 173L193 172V175H194ZM198 174H197V176H198ZM214 174V173H213ZM212 174V175H213ZM216 174V173H215ZM243 174V173H242ZM259 174V173H258ZM258 174H254V176L255 175H258ZM261 174V173H260ZM14 176H15V174H13ZM86 175H88L87 173H86ZM85 175V176H86ZM116 175V174H115ZM114 175V176H115ZM141 175V176H142ZM147 175V174H146ZM159 175H161L162 176V174H160L159 173ZM173 175V176H174ZM177 175V176H178ZM186 175V174H185ZM211 175V174H210ZM225 175H226V173H225ZM18 176V175H17ZM16 176V177H17ZM30 176V175H29ZM82 176V175H81ZM80 176V177H81ZM84 176V177H85ZM88 176H90V175H88ZM94 176V175H93ZM106 176H108V174L106 175ZM130 176V175H129ZM139 176V175H138ZM140 176V177H141ZM169 176V177H168ZM176 176V178L178 179L179 177H177ZM196 176V175H195ZM201 176L199 177V178H201ZM219 176V175H218ZM231 176L233 177V175L231 174ZM249 176V175H248ZM248 176L247 177H245V178H248ZM253 176V178H249V180H251V179H253V180H255V177ZM0 177H2L3 178V175L2 176H0ZM10 177V176H9ZM20 177H21V179L22 178H25L24 177V175L22 176V174L20 175ZM74 177H75V175H74ZM76 177H77V175H76ZM90 177H92V176H90ZM89 177V178H90ZM96 176H94V178H95ZM194 177V176H193ZM205 177V176H204ZM214 177V176H213ZM220 178H218V179H220L221 180V175L219 176ZM230 177V176H229ZM228 177V178H229ZM235 177V176H234ZM243 177V176H242ZM250 177V176H249ZM258 177H259V175H258ZM261 177V176H260ZM260 177H259V180H258V182L260 181ZM12 178V177H11ZM11 178H10V180H11ZM14 178V177H13ZM30 178V177H29ZM78 178V177H77ZM88 178V179H89ZM106 178V177H105ZM108 178V177H107ZM112 178V177H111ZM110 178V179H111ZM130 178H131V176H130ZM142 178V177H141ZM140 178V179H141ZM163 178V177H162ZM165 178H163V179H165ZM176 178H173V180L172 179H170V180H172V181H175V179ZM182 178V177H181ZM199 178H197L196 177V180L197 179H199ZM206 178V177H205ZM208 178V177H207ZM206 178V179H207ZM210 178V177H209ZM228 178H227V181H228ZM245 178H243L244 180H245ZM6 179V178H5ZM79 179V178H78ZM77 179V180H78ZM102 179H103V181H102ZM109 179V178H108ZM114 179V178H113ZM116 179V178H115ZM129 179V178H128ZM166 179V180H167ZM183 179V178H182ZM204 178L202 177V180H201V182H200V179H199V182L201 183V184H196L198 181H194L195 180V178H194V182H195V184H193V185H191V181H186V184H181V181L179 182V185H182L181 187H183V185H189V187L191 186L192 187V191H190V188L188 187L187 189H189V191H190V193L193 195V197H195L194 199H195V203H194V208H193V210H192V213L190 214V215H188V214H186V216L187 217H189V220H187V221H190V224L189 225H186V228H183L182 230H184V235L182 236V242H177L176 241V243H174V241L175 240H177L178 238H176V237H178V235H180V234H178V232L179 233H181L180 232V230H178V229H176V224H178L179 222H178V220L179 219H181V220H179V221H184V223L186 222L185 220H182V218L181 217H179V219L177 220L176 218V221H177V223L173 226V224H174V220H173V214H172V212H173V208H172V206H175L174 205V201H176L175 200V198L177 197H175L174 196V201L172 202V201H170V203L172 202V204H170V203H168V205L170 204L171 206H170V209L169 210H171L172 212H171V214H169V216H166V215H163V216H161V217H158V221L159 222H157V224L158 223H161V224H159L160 226L159 227H155L154 226V223H156V221L155 220H157V218H155L157 215H155V217H154V210L152 209H149L148 208V210L146 211H142V219H141V221L140 222H142V228H141V223H134V222H136L135 220H134V222L132 223V224H130V219H128L127 217H126V215H125V217L129 220H127L128 222H129V227L131 226V228H129V227H126L125 226V224H124V222H123V219L121 218L122 216H120L119 218H121V220L122 221H120L119 220V223H123V225L126 227H124L123 226V232L121 233V235L123 234V236H124V238H121L120 237V227H119V229L118 230H112V232H114L113 233V236H112V241L113 242H116L117 243V246H112V248L113 249H110V251L109 252H104V251H106L105 249H104V251L102 250V252H104L103 254H100V255H102V259L104 258V260L101 262V264H134L136 261L134 260V259H136L137 258V261L138 262H140L141 261V259H142V262H140L139 264H264V247H262L260 244H256V243H253V242H251V240H246V239H244V232H243V226L242 225H240V221L244 218V217H247V220H248V222L249 223H252L253 224V230L254 231H258V232H260L261 234H264V230H262V228H261V230L262 231H259L260 229H258V227H259V218L258 217H260L259 215H258V213H257V211L256 210H258V208L260 209L261 208V203H260V206L258 207V204H257V202L255 201L253 204H252V198H251V191H252V194H254L253 193V190H252V188H251V186L248 188V190H247V192L245 193V197L244 198H242L241 196H238V197H236V203L235 204H233V206H234V208H236V209H240L241 210V212H238V213H235L234 215H231V214H233V213H231L230 215L231 216H229V214H228V212H229V210H228V208H229V206H230V204H226V203H221L220 204V201L219 202H217L219 199H217V201L215 202L213 199H215L214 198V195H216L215 193H216V191H217V189L219 188V186H220V184H218V182H220V180H215V183L217 182V184L218 185H216L214 188H212V187H210V188H212V189H210V188H207L208 186H212L211 185V181H210V185H207L205 182L204 183H202L204 180H203ZM238 179V178H237ZM18 180H19V182H22V180L20 181V179H19V177H18ZM85 180H87L86 178H85ZM90 180V179H89ZM96 180V179H95ZM137 180V179H136ZM155 180V179H154ZM169 180V179H168ZM179 180V179H178ZM177 180V181H178ZM210 180V179H209ZM214 180V179H213ZM225 180H226V178H225ZM229 180H230V178H229ZM231 180H233L232 178H231ZM235 180V179H234ZM248 180V179H247ZM261 180H263V179H261ZM1 181V180H0ZM8 181V180H7ZM14 181H15V179H14ZM91 181V180H90ZM93 181V180H92ZM117 181V180H116ZM132 181V180H131ZM135 181V180H134ZM141 181V180H140ZM143 181H145V180H143ZM149 181V180H148ZM151 181V180H150ZM160 181V180H159ZM171 181V182H172ZM222 181V180H221ZM224 181V180H223ZM264 181V180H263ZM27 182H29V179H28V181ZM81 182H82V180H81ZM87 182H89L88 180H87ZM94 182V181H93ZM108 182V181H107ZM137 182V181H136ZM161 182V181H160ZM160 182H158V183H160ZM193 182V183H194ZM198 182V183H199ZM214 182V181H213ZM256 182H257V180H256ZM1 183H3V185L5 184V182H3V181H1ZM10 183H13V185H14V182H12V180H11V182ZM16 183H17V178H16ZM15 183V184H16ZM23 183H24V180H23ZM85 184H86V182H84ZM104 183V184H105ZM120 183V182H119ZM125 183V182H124ZM130 183H132V182H130ZM165 183H166V181H165ZM168 183H170V182H168ZM221 183V182H220ZM231 183V182H230ZM229 182H228V184L226 183V185H227V187L229 186V184H230ZM237 183V182H236ZM243 183V182H242ZM250 183H252V181H250ZM7 184V183H6ZM28 184V183H27ZM26 184V185H27ZM82 184H83V182H82ZM94 184H95V182H94ZM99 184H97V187H98V185ZM103 184V185H104ZM107 184V183H106ZM128 184V183H127ZM134 184V183H133ZM132 184V185H133ZM150 183L148 182V185H149ZM225 184V183H224ZM249 184V183H248ZM254 184H257V183H254ZM260 184L262 185V181L260 182ZM8 185H11V184H7V186L5 185V187H8ZM23 185V184H22ZM22 185H20L19 183L17 184V186H16V191H18V190H20L19 188L22 186ZM88 186H89V184H87ZM90 185H91V182H90ZM131 185V186H132ZM135 185V184H134ZM145 185V184H144ZM143 184H142V187L144 186ZM169 185H171V184H169ZM187 185V186H188ZM233 185H234V183H233ZM237 186H238V184H236ZM251 185V184H250ZM80 186H81V184H80ZM99 186V187H100ZM122 186V185H121ZM146 186H147V184H146ZM152 186H153V184H152ZM152 186H150V187H152ZM247 186V185H246ZM252 186H253V188H254V185L252 184ZM258 186V187H257ZM256 187H257V189L256 190H258V188H259V183H258V185H257ZM5 187H3V188H5ZM26 187V186H25ZM71 187V186H70ZM77 187H78V185H77ZM82 187H84V186H82ZM124 187V185L121 187V188H123ZM170 186H168L167 188L169 189V190H171V188H169ZM231 187H232V185H231ZM231 187H228V189H230L231 190ZM240 187V189H242L241 188V186H239ZM239 187H238V189H239ZM244 187V186H243ZM264 188V184H263V186H261V188ZM0 188H1V186H0ZM2 188V189H3ZM88 188L89 187H87V190H88ZM92 188V187H91ZM90 188V189H91ZM96 188V187H95ZM103 188H104V186H103ZM102 188V189H103ZM166 187H165V189L166 190H168ZM176 189V186L175 187H173L172 189ZM184 188V187H183ZM246 188V187H245ZM1 189V190H2ZM6 189V188H5ZM10 190H11V188H9ZM9 189L5 192V193H7V192H9ZM106 189V188H105ZM119 189V188H118ZM125 189V188H124ZM124 189H123V191H124ZM151 189H154L155 190V188L153 187V188H151ZM164 189V190H165ZM178 190H179V188H177ZM176 189V190H177ZM210 189V191H208ZM233 189H234V187H233ZM237 189V190H238ZM0 190V191H1ZM77 191H78V189H76ZM98 190H101L100 188H98ZM112 190V189H111ZM133 190H136V189H133ZM132 190V194H131V197H132V195H134V191ZM137 190H140V188L139 189H137ZM176 190H175V194H176ZM181 190V189H180ZM183 190V189H182ZM219 190V189H218ZM222 190H223V188H222ZM236 190V191H237ZM15 191V190H14ZM15 191V193L13 194L14 196H15V194L17 193ZM72 191V190H71ZM93 191H96V190H93V188H92V193H93ZM125 191H126V189H125ZM141 191V190H140ZM150 190H143V192H145V193H143V195L144 194H147L148 193V195H146V197H147V199L146 200H142V202H141V204L142 203H144L145 201H147L144 205L142 204V209L143 208H146V204H148V202L150 201H148V199L150 198V195H149V192ZM157 191V190H156ZM156 191H154V192H152L151 191V193H155V195H156ZM163 191V190H162ZM174 191V190H173ZM229 191V190H228ZM19 192V191H18ZM79 192L81 193V191H80V188H79ZM114 192V191H113ZM128 192V191H127ZM147 192V193H146ZM165 192V191H164ZM169 192V191H168ZM168 192H166V193H168ZM179 192V191H178ZM182 192V194H183V196H181L182 197V199L184 200V201H186L187 202V200L188 199H190V198H188V197H186V195H187V193H186V195H185V192H186V189H184L183 191H181ZM233 192V191H232ZM244 191H243V189H242V193H243ZM254 192H255V190H254ZM264 192V191H263ZM11 193H13L12 192V190H11V192H9V194H10V197L9 198H11V200H12V195H11ZM73 193V192H72ZM101 193H103L102 192V190H101ZM106 193V192H105ZM123 193V192H122ZM121 192H120V194H122ZM131 193V192H130ZM140 193V192H139ZM141 193V194H142ZM158 193H159V191H158ZM222 193H223V191H222ZM1 194H2V197L3 196H5L4 195V190H3V193L1 192ZM0 194V195H1ZM96 194V193H95ZM171 194H173V193H171V191H170V196L169 197H171ZM189 194V193H188ZM190 194V195H191ZM196 194V195H195ZM199 194V195H198ZM204 194V195H203ZM221 194V193H220ZM219 194V195H220ZM248 194H249V197H247L248 196ZM82 195V194H81ZM87 195V194H86ZM97 195H98V193H97ZM99 195H100V192H99ZM102 195V194H101ZM123 195H124V197H125V199H124V197H123ZM123 195H119L120 197V199L122 198V201H120V202H125V200L127 199L126 197H127V195L125 196V194L123 193ZM138 195V194H137ZM159 195V194H158ZM158 195H156L155 197H156V203H158V202H161V200H157L158 199ZM180 195V194H179ZM207 195L209 196V197H207ZM229 195H230V193H229ZM233 195H234V192H233ZM233 195L232 196H230L229 197V199H232V201H233ZM237 195V194H236ZM262 195V194H261ZM7 196V195H6ZM85 196V195H84ZM94 196V195H93ZM113 197H114V195H112ZM122 196V197H121ZM129 196V195H128ZM163 196H164V194H163ZM97 197V196H96ZM96 197H94V198H96ZM100 197H102V196H100ZM131 197H130V199H131ZM139 197V196H138ZM141 197V196H140ZM162 197V196H161ZM192 197V196H191ZM16 198V197H15ZM21 198V197H20ZM81 198V197H80ZM79 198V199H80ZM87 198V197H86ZM92 198V197H91ZM104 198V197H103ZM217 198H218V196H217ZM220 198V197H219ZM0 199H1V197H0ZM7 199V198H6ZM23 199V198H22ZM70 199H71V197H70ZM75 199V198H74ZM73 199V200H74ZM93 199V198H92ZM101 199V198H100ZM98 200L99 201V203H100V201H102V200ZM106 199H107V196H106ZM130 199L128 198V200L127 201H130ZM151 199H152V196H151ZM222 199V198H221ZM14 200V199H13ZM65 200V199H64ZM109 200V199H108ZM170 200V198L168 199V200H166V201H169ZM172 200H173V198H172ZM192 200H193V198H192ZM206 200H209V202H207L206 203ZM223 200V199H222ZM5 201V200H4ZM6 201H8V199L6 200ZM72 201V200H71ZM76 201V200H75ZM83 201V200H82ZM105 202H106V200H104ZM117 201H118V199H117ZM144 201V202H143ZM152 201H155V200H152ZM166 201H164V204L166 203ZM179 201H181L180 200V198H179ZM189 201V200H188ZM225 201H226V199H225ZM3 202V201H2ZM12 202V201H11ZM18 202V201H17ZM69 202V199H68V201L66 202V205H67V203ZM89 202V204H90V201H88ZM94 202V200L92 201L91 200V203H93ZM109 203L110 202H112V200L111 201H108ZM119 202V201H118ZM120 202L118 203V204H120ZM151 202V201H150ZM193 202V201H192ZM223 202V201H222ZM230 202H231V200H230ZM4 203V202H3ZM3 203H0V205L1 204H3ZM9 202H6V204H8ZM13 203H15V201L13 202ZM12 203V204H13ZM71 202H69V204H70ZM73 203H75V202H73ZM102 203V202H101ZM115 203H116V200H115ZM114 203V204H115ZM132 203V202H131ZM135 203H137V202H135ZM152 203V202H151ZM154 203V202H153ZM263 203V202H262ZM11 204V203H10ZM10 204H8L9 206H10ZM62 204V203H61ZM72 204V203H71ZM78 204V203H77ZM86 204V203H85ZM84 204V205H85ZM88 204V205H89ZM96 204V203H95ZM103 204V203H102ZM123 205H124V203H122ZM163 204V203H162ZM164 204H163V207H164ZM183 204L185 205V203L183 202ZM182 204V202L180 203L179 202V205H183ZM188 204V203H187ZM187 204H186V207H187ZM189 204H190V202H189ZM264 204V203H263ZM14 205V204H13ZM34 205V204H33ZM74 205V204H73ZM72 205V206H73ZM83 205V204H82ZM91 205V204H90ZM105 206H106V204H104ZM149 205V204H148ZM147 205V206H148ZM183 205V206H184ZM253 205V206H252ZM9 206H7V207H9ZM35 206H36V204H35ZM61 206V205H60ZM69 206V205H68ZM75 206V205H74ZM96 206V205H95ZM99 206V205H98ZM97 206V207H98ZM116 206H117V204H116ZM145 206V207H144ZM153 205L151 204V207H152ZM155 207H156V204L154 205ZM190 206V205H189ZM249 206V210H248V212L246 211V212H244V209H247V207ZM50 207V206H49ZM101 207V206H100ZM128 207L130 208L131 207V205H129V203H128ZM161 207V206H160ZM176 207V206H175ZM182 207V206H181ZM180 207V208H181ZM2 208H3V206H2ZM13 208V206H11V209ZM14 208H16L17 210L19 209V207H15L14 206ZM13 208V210H12V212L10 213V216L13 214V216H15V215H17V214H15V210L16 209H14ZM67 208V207H66ZM69 208H72V207H70L69 206ZM82 208H83V206H82ZM86 208V207H85ZM90 208V207H89ZM104 208V207H103ZM108 208V206L106 207V209ZM114 208H115V206H114ZM117 208V207H116ZM123 208V207H122ZM136 208H137V206H136ZM162 208V207H161ZM173 210H172V209ZM183 208V207H182ZM181 208V209H182ZM233 208V207H232ZM263 208V207H262ZM73 209V208H72ZM78 209V208H77ZM88 209V208H87ZM93 209H95V208H93ZM92 209V210H93ZM100 209V208H99ZM105 209V208H104ZM126 209V208H125ZM158 209V208H157ZM177 209V210H176ZM176 211L178 212V207H176ZM235 209V210H236ZM5 210V209H4ZM8 210H9V208H8ZM58 210V209H57ZM80 210H81V208H80ZM84 210H86V209H84ZM103 210V209H102ZM110 210V209H109ZM112 210V209H111ZM110 210V211H111ZM131 210V209H130ZM133 210H134V207H133ZM159 210H161V209H159ZM168 210V209H167ZM174 210V211H175ZM189 210V209H188ZM65 211H67V209L65 210ZM65 211H64V208H62V206H61V209H60V211H59V215L60 216H65L66 215V213H65ZM70 211H71V209H70ZM98 211V210H97ZM113 211V210H112ZM162 211V210H161ZM161 211H159V212H161ZM234 211V210H233ZM263 211H264V209H263ZM7 212H9V211H7V208H6V215H7ZM22 212V211H21ZM54 212V211H53ZM56 212V211H55ZM71 212H73V210L71 211ZM78 212V211H77ZM90 212V211H89ZM89 212L87 211V214H89ZM100 212H102L101 210H100ZM99 212V213H100ZM104 212L105 211H103L102 213H101V215H102V217H103V215H104ZM124 212H125V210H124ZM130 212V211H129ZM128 212V213H129ZM137 212H140V210H139V208H138V211ZM137 212H135L136 213V215L138 214ZM156 212V211H155ZM166 212H168V211H166ZM188 212V211H187ZM214 212H217V213H215L214 214ZM262 212V211H261ZM57 213V212H56ZM82 213V212H81ZM91 213V212H90ZM109 213V211H107V214ZM127 213V214H128ZM162 213V212H161ZM160 213V214H161ZM189 213V212H188ZM2 214H5V212L3 213L2 212ZM2 214H0V215H2ZM19 214H20V212H19ZM70 214V213H69ZM69 214H67V215H69ZM78 214V213H77ZM106 214V215H107ZM130 214V213H129ZM128 214V215H129ZM156 214H158L159 215V213H156ZM165 214V213H164ZM174 214H176V213H174ZM52 215V214H51ZM120 215V214H119ZM171 215V216H170ZM179 215H180V210H179ZM182 215V214H181ZM20 216H21V214H20ZM55 216V215H54ZM53 216V217H54ZM72 216H74V214L72 213ZM77 216V215H76ZM79 216H80V214H79ZM88 216H90V215H88ZM97 216H98V214H97ZM114 216V215H113ZM131 216V215H130ZM152 216H153V218H155V219H153L152 218ZM176 216H177V214H176ZM3 217V216H2ZM6 218H7V216H5ZM4 217V218H5ZM52 217V218H53ZM81 217V216H80ZM84 217L85 216H83V219L82 220H80V222L82 221L83 222V220H85L84 219ZM104 217H105V215H104ZM111 217H112V215H111ZM115 217V216H114ZM124 217V218H125ZM129 217V216H128ZM139 217H140V215H139ZM177 217V218H178ZM183 217V216H182ZM5 218V219H6ZM8 218H9V216H8ZM11 218H12V216H11ZM16 218H18V215L16 216ZM15 218V219H16ZM55 218V217H54ZM69 218V217H68ZM73 218V217H72ZM71 218V219H72ZM82 218V217H81ZM90 218V217H89ZM117 218H118V215H117ZM117 218H116V220H117ZM125 218V219H126ZM137 218H138V215H137ZM152 218V219H151ZM13 219V221L12 222H14V223H12L11 221H10V223H12L13 225H15L16 226V223H17V220H16V222H15V219L14 218H12ZM76 219V218H75ZM74 218H73V220H75ZM93 219V218H92ZM113 219V218H112ZM115 219V218H114ZM133 219H134V217H133ZM264 219V218H263ZM34 220V219H33ZM65 220V219H64ZM66 220H67V218H66ZM77 220H78V218H77ZM77 220L75 221V222H77ZM102 220V219H101ZM139 220V219H138ZM154 220V222H152V221ZM209 220H211V223L209 222ZM1 221H2V219H1ZM9 221V220H8ZM71 221V223L73 222L72 220H70ZM79 221V220H78ZM87 221V220H86ZM94 221V220H93ZM113 221V220H112ZM64 222H66V221H64ZM63 221H62V223H64ZM81 222V223H82ZM85 222V221H84ZM88 222H89V220H88ZM91 222V221H90ZM101 222V221H100ZM100 222H98V223H100ZM106 222H108V221H106ZM127 222V223H128ZM233 222H235V223H233ZM1 223V222H0ZM3 223H4V220H3ZM61 223V222H60ZM80 223V225H82V227H83V223L81 224ZM118 223V220H117V224H119ZM125 223H126V221H125ZM126 223V224H127ZM5 224V226L7 225V226H9L10 225V227H12V225L11 224H6V222L4 223ZM4 224H1L2 226H0V231H6L7 229H5V226H4ZM18 224H20V222L18 223ZM24 224V223H23ZM57 224H59L58 222H57ZM85 224L86 223H84V227H85ZM90 223H88V225H89ZM115 224V223H114ZM117 224H116V226H115V229H117L116 227H117ZM153 224V225H152ZM213 225V227H212V225ZM261 224V223H260ZM50 225H51V223H50ZM49 225V226H50ZM54 225H55V223H54ZM63 225V224H62ZM95 225V227H96V223L94 224ZM120 225V224H119ZM261 225H263V224H261ZM65 226H66V224H65ZM71 226H72V228H73V224H71ZM76 226V225H75ZM74 226V227H75ZM78 226V225H77ZM87 226V225H86ZM179 226V225H178ZM238 226H239V230H238ZM264 226V225H263ZM8 228V229H10L11 230V228ZM59 227V226H58ZM60 227H62V226H60ZM59 227V228H60ZM64 227V226H63ZM68 227H69V224H68ZM81 227V228H82ZM93 227V226H92ZM54 228V227H53ZM56 228V227H55ZM65 228V227H64ZM67 228V227H66ZM80 228V226L78 227V229ZM113 227H111V229H112ZM17 229V228H16ZM15 229V227H14V230H16ZM68 229V228H67ZM74 229V228H73ZM86 229H88V226H87V228ZM94 229V228H93ZM98 230H99V227L97 228ZM106 229V228H105ZM110 229V230H111ZM58 230V229H57ZM75 230V229H74ZM74 230H72L76 235L78 234H80V232H75ZM81 230H83V228L81 229ZM80 230V231H81ZM100 230H102V229H100ZM58 231H60L61 232V230H58ZM66 231V230H65ZM94 231V230H93ZM106 231H107V229H106ZM122 231V230H121ZM50 232V231H49ZM59 232V233H60ZM83 232V231H82ZM97 232V231H96ZM99 232V234H100V231H98ZM98 232L95 234V235H97L98 234ZM105 231H103L102 232V234L104 233ZM110 232V231H109ZM69 233V231H67V234ZM84 235H86L88 238H89V236H92L93 235V232L91 231V230H85L84 231ZM134 234L135 236H133L132 238L128 235V234ZM11 234V233H10ZM49 234H52V233H49ZM53 234H55V233H53ZM62 234H64V231H63V233ZM61 234V235H62ZM136 234H138V235H136ZM56 236H59V234L57 235V233L55 234ZM60 235V236H61ZM78 235L76 236L77 238H78ZM82 236H83V234H81ZM105 235V234H104ZM110 235H112V234H110ZM2 236V238H0V244L1 245H3L4 246V243H3V240L5 241V239H4V236L3 235H1ZM10 236V235H9ZM9 236H6L5 235V238L7 237V239L9 238ZM52 236V235H51ZM71 236V235H70ZM82 236H81V238H82ZM86 236H83V238L82 239H87V237ZM103 238L105 237V239H102V240H106V238H107V234L105 235V236H103V235H101ZM109 236V235H108ZM128 236L130 237V239L128 238ZM72 237H73V234H72ZM86 237V238H85ZM94 237V236H93ZM97 237V236H96ZM180 237V236H179ZM11 238H13V237H11ZM54 238V237H53ZM63 238V237H62ZM74 238H75V235H74ZM76 238V239H77ZM79 238H80V236H79ZM97 238H99V237H97ZM101 238V237H100ZM100 238H99V241H100ZM176 238V239H175ZM67 239H68V237H67ZM25 240V239H24ZM23 240V241H24ZM31 238H30V242H31ZM41 240V239H40ZM45 240V239H44ZM63 240V239H62ZM90 240H93V239H91V237H90ZM129 240V241H128ZM179 240V239H178ZM1 241H2V243H1ZM7 241V240H6ZM8 241H10L9 239H8ZM34 241H36V240H34ZM39 241V240H38ZM108 241V240H107ZM106 241V242H107ZM128 241V243L126 244L125 242H127ZM181 241V240H180ZM25 242H27V239H26V241ZM44 242V241H43ZM56 242H58V241H56ZM63 242V241H62ZM67 242V241H66ZM74 242V241H73ZM72 242V243H73ZM77 242V241H76ZM80 242H81V240H80ZM88 242H91V241H89V239H88ZM102 242V241H101ZM104 242V241H103ZM10 243H11V241H10ZM32 243V242H31ZM30 243V244H31ZM37 243V242H36ZM47 243H50V242H47ZM64 243V242H63ZM82 243H83V240H82ZM99 243V242H98ZM112 243V242H111ZM6 244V243H5ZM23 244H24V242H23ZM38 244V243H37ZM41 244V241H40V243H39V245ZM50 244H52V243H50ZM90 245H91V243H89ZM95 244H96V241H95ZM94 244V245H95ZM101 244V243H100ZM114 244V243H113ZM38 245V246H39ZM54 245H55V243H54ZM56 245H58V244H56ZM55 245V246H56ZM60 245V244H59ZM67 246H68V244H66ZM73 245H74V243H73ZM79 245V244H78ZM81 245V244H80ZM89 245V246H90ZM99 245V244H98ZM102 245V244H101ZM109 245V243L107 242V243H105L104 244V247L106 246H108ZM7 246H8V244H7ZM30 246V245H29ZM28 246V247H29ZM32 246V245H31ZM87 246V245H86ZM213 246H215V250H216V253H218V256L217 255H209L208 253H209V251L211 250V248L213 247ZM25 248H27V246H24ZM36 247V246H35ZM50 247V246H49ZM52 247V246H51ZM56 247H58V246H56ZM55 247V248H56ZM69 247V246H68ZM68 247H65V249L66 248H68ZM96 247V246H95ZM103 247V246H102ZM7 248V247H6ZM5 248V249H6ZM60 248V247H59ZM80 248H81V246H80ZM79 248V249H80ZM89 248V247H88ZM98 248H99V246H98ZM97 248V249H98ZM108 248H109V246H108ZM0 249H2V247H0ZM3 249H4V247H3ZM3 249H2V253H3ZM30 249H31V247H30ZM64 249V250H65ZM83 249H85V246L83 247ZM91 249H93V247L91 248ZM96 249V250H97ZM107 249V248H106ZM10 250V249H9ZM58 250V249H57ZM74 250H76L75 248H74ZM80 250H82V249H80ZM95 250V249H94ZM99 250V249H98ZM107 250H109V249H107ZM128 250H130V251H128ZM6 251H7V249H6ZM52 251V253H54L53 252V250H51ZM69 251V250H68ZM71 251V250H70ZM69 251V252H70ZM83 251V250H82ZM86 251V250H85ZM84 251V252H85ZM89 251V250H88ZM29 252V249H28V251H27V253ZM63 252V254H64V251H62ZM67 252V251H66ZM72 252V251H71ZM77 252V250L74 252V253H76ZM92 252H94V251H92ZM100 252V251H99ZM98 252V253H99ZM20 253V252H19ZM19 253H18V256H19ZM26 252L24 253V254H26L27 256L29 255V254H27ZM60 253V252H59ZM86 253L89 255V253L86 251ZM85 253V254H86ZM95 253H96V251H95ZM131 253V254H130ZM6 254H9V253H3L2 255H0V260H1V257L3 256V258H4V255H6ZM12 254V253H11ZM21 254V253H20ZM57 254V253H56ZM56 254H54V255H56ZM61 254V253H60ZM93 254V253H92ZM51 255V254H50ZM65 255V254H64ZM68 255H70V253H68ZM93 255H95V254H93ZM100 255H99V258H100ZM17 256V257H18ZM23 256H25V255H23ZM26 256V257H27ZM37 256V255H36ZM35 256V257H36ZM57 257H58V255H56ZM56 256H55V258H56ZM80 256V255H79ZM90 256V255H89ZM98 256V255H97ZM7 257H8V255H7ZM6 256H5V258H7ZM15 257V256H14ZM21 257V256H20ZM59 257H61V256H59ZM65 257H66V255H65ZM73 257H74V254H73ZM72 257V258H73ZM78 256H76L75 258H77ZM82 257V256H81ZM95 257V256H94ZM3 259L2 261H0V262H5V264H7V261H5V260H7V259ZM10 258H11V255H10ZM25 258V257H24ZM40 258V257H39ZM38 258V259H39ZM44 258V257H43ZM42 258V259H43ZM54 260H55V258H54V256L52 257ZM67 258V257H66ZM86 258V257H85ZM87 258H88V256H87ZM92 258V257H91ZM108 259L109 258V260H105V259ZM140 258V261L138 260ZM21 259V258H20ZM20 259H19V263H20ZM26 259V258H25ZM33 259V258H32ZM32 259H30V261L32 260ZM37 259V260H38ZM52 259V260H53ZM62 259V258H61ZM71 259V258H70ZM83 259H84V257H83ZM93 259V258H92ZM91 259V260H92ZM13 260V258L12 259H10L9 260V262L8 263H10L11 264V262L10 261H12ZM15 260L16 261H18V258L16 259L15 258ZM15 260H14V262H15ZM24 259H23V257H22V262H24L23 261ZM35 260V259H34ZM50 260H51V258H50ZM49 260V261H50ZM53 260V262L55 263V264H79V263H77V262H73L72 260H75L74 258L71 260V261H68V260H66V261H63L62 262V260H61V262L62 263H59L58 262V259H56L57 260V262H55ZM82 260V259H81ZM85 260H87V259H85ZM84 260V264H85V261ZM94 260V262L96 261L95 259H93ZM92 260V261H93ZM26 261H27V259H26ZM40 261V260H39ZM43 261H45V262H47L46 261V256H45V260H43ZM48 261V262H49ZM88 262H89V259L87 260ZM91 261V262H92ZM99 261V260H98ZM97 261V262H98ZM100 261H101V259H100ZM133 261H134V263H133ZM13 262V261H12ZM45 262L44 263H42V261H41V263L42 264H45ZM46 263V264H49V263ZM51 262V261H50ZM18 263V264H19ZM28 263V261L26 262V264ZM40 263V262H39ZM39 263H36V264H39ZM87 263V262H86ZM0 264H3V263H0ZM16 264V263H15ZM24 264H25V262H24ZM29 264V263H28ZM53 264V263H52ZM90 264V263H89ZM92 264V263H91ZM94 264H98V263H94ZM136 264V263H135Z\"/></svg>","mask_w":264,"mask_h":264},{"label":"crops","instance_id":"3","mask_svg":"<svg viewBox=\"0 0 264 264\" xmlns=\"http://www.w3.org/2000/svg\"><path fill=\"white\" fill-rule=\"evenodd\" d=\"M239 100L240 101L238 102V104L236 106L235 113H234V115H235V139L237 141L234 139V146L230 152V158H229V164L230 165H229V168L227 170L229 172L227 176L228 177L230 176L229 178H230V181H232L231 183H233V182L235 183V194H241L242 195L243 194L242 189L244 191V187H243L244 185L245 186L246 185L251 186L252 190L253 189L255 190V192L253 190L254 194H252V191H251L252 204L256 201L258 204V207H259L260 203H261V209L258 208V210H256V211H257L259 216H264V214H259V212L263 211V209H264V204H263L264 203V192H263L264 188L263 187L261 188V186H263V184H264V181H263L264 180V166H263L264 162H262V160H261L262 156H264V123H262V122H264V105H263L264 104V102H263L264 101V91L262 93H258L257 95L241 96ZM247 119H249V120H247ZM243 124H246V125L244 126ZM256 132H257V134H256ZM252 135H253V140L251 139ZM254 136H255V138H254ZM258 136L261 137L260 138L261 140L258 139ZM259 140L261 141V144L259 143ZM257 142H258V144H257ZM250 143L252 145H250ZM254 143H256L258 146ZM260 145L262 146V149H261ZM248 146L251 148L250 153H249L250 148H247ZM246 149H248V151ZM245 150H246V153L243 154V152ZM260 152H261L262 156L260 155ZM245 155H246V157H245ZM247 156H250V157H247ZM259 156H261V158H259ZM248 158H249V160H248ZM234 163H236V164H234ZM261 164H262V167L260 166ZM255 165H257V166H255ZM257 167H259V168H257ZM240 168H241V170H240ZM244 168H245V170H244ZM231 174L233 175V177L231 176ZM254 174H258L259 177L261 176L259 182H258V180H259L258 175L254 176ZM247 176H248V178H245ZM253 176L255 177V180H253V179L249 180V178H253ZM231 178L233 180H231ZM243 178H245V180ZM261 179H263V180H261ZM256 180H257V182H256ZM250 181H252V183H250ZM261 181H262V185L260 184ZM254 183H257V184H254ZM258 183L260 186H259L258 190H256L258 187L257 186ZM236 184H238V186ZM252 184L254 185V188H253ZM239 186H241L242 189H240ZM238 187H239V189H238Z\"/></svg>","mask_w":264,"mask_h":264},{"label":"clouds","instance_id":"4","mask_svg":"<svg viewBox=\"0 0 264 264\" xmlns=\"http://www.w3.org/2000/svg\"><path fill=\"white\" fill-rule=\"evenodd\" d=\"M240 225L243 226L244 239L251 240V242L260 244L262 247H264V234H261L258 231H254L253 224L248 222L247 217H244L240 221ZM238 230H239V226H238ZM208 254L218 256V253H216V250H215V246L211 248Z\"/></svg>","mask_w":264,"mask_h":264}]
</instances>
